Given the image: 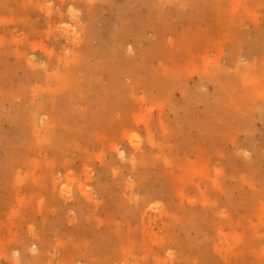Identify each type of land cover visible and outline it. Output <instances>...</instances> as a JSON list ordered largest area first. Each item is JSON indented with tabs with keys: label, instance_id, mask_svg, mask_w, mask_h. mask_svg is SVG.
<instances>
[{
	"label": "rangeland",
	"instance_id": "rangeland-1",
	"mask_svg": "<svg viewBox=\"0 0 264 264\" xmlns=\"http://www.w3.org/2000/svg\"><path fill=\"white\" fill-rule=\"evenodd\" d=\"M3 1H5V0H3ZM2 1V2H3ZM7 1V0H6ZM9 1V0H8ZM4 2V4H5V6H7V8L5 7H3V5L4 4H0L1 6L0 7H2V8H4L5 9V11H4V9H3V12L2 11H0V33H1V30H2V33L0 34V47H1V45H2V42H3V44L5 43V44H8V43H10L12 40H9V38H13V37H11V36H13V34H17V30H19L18 31V33H20V35L19 34H17V35H19V37L20 38H25L26 37V35L27 36H29V35H31V36H33V34L34 33H36V35H34L35 37H32V40H31V42L32 43H34V45H35V48H34V50L32 49L31 50V56H30V58H32V65H38V67H40V73H42V76H44V77H42V79H38L37 80V82L36 83H34L33 84V87L35 88L34 90H35V92H33L32 94H34L35 95V100L36 101H34V102H36V103H40V102H42L43 101V97H44V95L42 96L41 94H44V89L45 88H47V87H49V86H51L52 85V87H53V84L57 81V80H59V76L57 75V73H59V74H61L62 76L63 75H65L64 73H65V71L64 70H62V71H64V72H62L61 70H59L58 69V71H57V68H55V67H53L54 65H50V62H49V59H48V53H50V52H55V54H57V55H60V57H62V56H64V54L66 53V51H64V50H62V49H58V48H56V44L54 43V42H52L51 41V43H50V40L51 39H49V38H52V36L50 37V34H53L55 31H59V30H62V27L63 28H65V27H69L70 28V26H71V29L73 28V29H78L79 28V25H77V18H75L74 16H73V14L72 13H70V8H71V6H70V2L73 4V3H77L78 1H74V0H70V2H68V0H65V1H67V2H64L65 4L67 3L69 6H70V8L69 9H66L67 8V6H64V7H66L65 8V10H64V13H66V15H67V17L69 18H67V20H66V17H65V15H63V17H60V16H57L58 15V13L57 12H59V10H60V7L59 6H62L61 5V3L62 2H60L59 4L57 3V2H59L60 0H49V1H51V2H49L48 0L46 1V4H45V0H18V1H20V2H18L17 0H15V2H13L14 3V5L15 6H17V8L18 9H15V7H14V5H13V3H9V2H12V0H10L9 2ZM14 1V0H13ZM23 1H25V2H23ZM37 1V2H36ZM41 1V2H40ZM109 1V0H108ZM107 0H106V5L105 4H103L102 3V0H101V3L99 2V4H101V6L103 7V6H105V7H101L99 4L97 5V6H99V7H101V8H97L98 10H100V11H98L97 9V11H98V13H97V11H95V15H96V17H97V24L98 25H100L101 24V29H102V25H103V28L105 29V31L106 30H110L112 33H113V37H114V39L112 38V35L110 36V37H108L109 35H110V31H107V32H105L103 29H102V31L101 30H99L101 33L103 32H105L104 34L102 33V35H103V38L105 37L106 39H104V41L105 40H107L106 42L107 43H109L108 45H109V47H110V45L112 44L113 45V43L114 42H116V44H117V42H118V40H119V36H120V32H121V30L123 29V30H125V28L127 27L126 25H128L129 27H131V25H130V19H129V17H131L132 16V18H131V20L133 19V16L134 15H136V10L135 9H138L139 11L137 12L138 14V16H140V14H139V12L141 13V16L142 15H144V16H146L147 15V13H148V15L151 13L150 11L151 10H148V9H150L149 8V6L147 7V6H141V4L139 3V2H137V4L136 3H134L133 2V0H111L110 2H108ZM138 1H140V0H138ZM214 1L215 0H207V2L208 3H210V6L209 5H207V6H205V2H203V4H199L198 2H197V4H196V2H193V0L191 1L192 2V6H194L193 8H192V6L190 5L191 3L190 2H186V4L185 3H182V0H177L176 2L179 4V6H177L175 3H173L171 6H167V5H165L166 6V8L165 7H163L164 6V4H163V6L161 5L160 7H163V8H159V10L161 9V11L162 12H165V17H163L164 19L165 18H167V19H163L162 17H160V22L159 23H162L163 21L162 20H164L165 22H164V24H163V26H161L162 24H160L159 25V23H158V26L159 27H161L162 29H160V31H159V37H160V39L162 38V41L160 40L159 42L161 43V44H163V45H161V50H160V54L162 55L161 57H159V71H160V73H161V83H163V81H164V83L166 82V83H171L170 84V86H169V84L168 85H166V86H169V87H165V85L162 87V88H160V91L162 90V92H159L162 96H163V101L161 100V102L159 103V100L160 99H162V96H160V99H159V97L157 98V101H154V99L152 98V94L150 95V97H148L149 96V94L150 93H146V91H144V92H140V95H146V97H145V101H144V104H143V106H145L144 107V112L142 111L141 112V116L139 117V118H137V120H136V118H134V121L132 120V117H131V115L133 116V113H129V116L131 117V118H129V116H127L126 117V123H128V124H117V123H115V121H112V123H111V125L110 124H108V123H105L103 120H101V122L99 121V123L98 124H101V125H103V123H104V125L105 124H108L107 125V127H110L111 126V128H113L112 129V131H114L115 130V128H116V132H112L111 131V129L110 128H107L106 126H105V129H103V133H104V131H106L107 133H104V134H108L107 135V139H109L108 141H110V140H112L113 138H114V136L113 137H111L112 135H114V134H117L121 129H124L123 128V125H124V127L126 126L127 128H125L126 130H128V131H124V130H122V133L121 134H123V132H127L128 133V135L126 136V134L124 133L123 134V136H121L122 137V139H119L121 142L120 143H118V146H117V150H115V148H116V146L114 145V150L117 152V153H112V154H115V155H113L114 156V158H116V159H113V156H112V154H111V152H114V150L112 149L113 148V146H110V145H108V141L106 140V142H105V145L106 146H108V147H111V149L110 148H106V146L104 145V142L102 143V141H101V143H102V145H104V147L102 146V145H99L98 143L100 142V141H98L97 139H94L93 137H95V134H94V136L92 135V139H91V141L89 142L88 140L86 141V138H88L89 137V135H88V132L86 133V131L84 132V133H86V134H83V135H87V136H84V137H79L78 138V141H76V139L74 138V137H72L70 140L72 141H68L67 139H66V137H61L60 135V133H61V131H64V130H66V124H67V122L66 121H64L63 123H65L66 122V124H64V126H63V128H65V129H60V127L62 126L61 124H63L62 123V121H59V123L60 124H56V123H58V121L57 122H52V121H54V120H52V116H50L49 117V115H46V112H41V110H39V109H36V108H33V106L34 105H29L28 104V106H25L26 108H27V110L29 109V110H31L30 112H28L27 111V114H25L24 112H23V110L26 112V110L24 109V106H22V104L23 103H21V101H22V99H17V103L15 102V104L18 106V107H16V105L14 106L13 104V106L14 107H12V108H10L9 110H10V112H9V116L11 115V117H9L8 118V115H7V118L10 120L9 122H6V120L8 121V119L7 118H5L6 117V115H5V117L3 116L4 115V113L6 112H8V110L7 111H4V108L5 109H8L7 107H9V104H11V103H7V104H5V106H3V103L2 104H0V106L2 105L3 106V108H0V113H1V115H0V123H1V125H0V134H1V131H2V134L0 135V169H1V173L3 174V177H2V174L0 173V187H2L1 189H0V264H25V262H27V261H29V263H27V264H30L31 262V264H69V262L68 261H70L71 260V262H70V264L72 263V262H74V263H72V264H87V262H88V264H89V259L87 258V256H81V258H78V256L80 257V255L79 254H75V255H77V257L75 256V258H74V260L72 261V258L71 259H69L68 260V258H70L69 256H67L66 254L71 250V248H69L68 250H67V248L68 247H70L71 245H72V243H73V241L72 240H77V241H74V243H76V242H78L79 240L81 241L82 240V242H80L81 243V247L82 246H84L82 243L83 242H85L86 241V239L88 240L89 238V244H92V245H95V242L96 241H98V239L100 238V242H104V240L106 241V240H108L109 241V239H107L106 237V239H101V237L102 238H104L103 236H114V238L113 239H116V242L118 243V247H117V254L119 255V257H118V264H181V262H180V260H181V258L183 257V252H182V250L185 248L184 246H179V245H177V243H175V242H170L171 240H170V233H167L166 231H164V229H161V227H162V225H160V223H161V219L163 218L165 221H167V222H172V220H173V218H171L172 216V214L174 215V212H172V214H171V212H168V209H171L172 207H170L171 205H170V203H169V201H168V199H165L164 197H159V198H154V199H152V200H150V205H151V207L153 208V211L152 212H146V216H145V219H148V216H149V214H152V216L153 217H156L157 219H158V223H159V225L158 226H161V227H158V226H154V233H156V235L159 237L158 239L156 238V240H158V241H160L161 239H164V242H165V245L166 246H164L163 248L160 246V244L159 243H157L158 241H153V240H150V237L148 236V235H146V239H147V244H145V242H143V237L141 236V234L142 233H140V235L138 234L139 232H140V230L139 229H141L142 228V224H139L140 223V221H141V216H137L136 215V213H134V212H119V213H116L113 217H111L110 219H109V212H101V211H97L96 210V212H94L95 210L93 209H91V210H89L88 212H81L80 210H78L76 207H75V202H76V200L78 199V198H80V196H78V195H80V193H78V192H83V193H81V196L83 195V194H85V191L86 192H90L91 193V195H92V197H94V198H99L100 197V195H101V191L99 190L100 188L97 186V185H99L98 183H99V179H101V177H103V173H102V169L100 168L101 166H102V168H103V165L104 166H108V164L109 163H112L113 162V166H114V168H116V172H118L116 175H114V173L112 172V171H108V173H107V175L105 176V179L107 180L108 178V175H110L111 174V176L113 177L112 179L110 178L111 176H109V178H110V180H107L109 183H110V185H111V183H113V185H120L119 184V182L117 181V180H119L120 182H122V194L124 193V192H126L127 193V191H128V194H133L134 196H136V195H138L139 196V194H140V196L139 197H141V196H144L143 194H141V193H139L138 194V192H139V190H135V191H132V190H130V189H127V191H123V190H126V189H124L125 188V185H123L124 183V180H123V178H128L130 181H135L136 179V175L131 171V169L128 167V164H126L127 162H129V157H131L132 156V153H134L135 152V150L136 149H141V148H145V150L144 151H151V148H155L154 149V151H156V152H158V150L159 149H161V146L163 145H160L161 144V142L163 141V136H164V134H165V136L167 135V134H170V137H168L170 140H169V142L171 143L170 144V146H172V143L175 141L174 140V136L176 135V136H179L178 134H180V136H182V137H179V139H181V138H184V135L185 136H187L186 138H184L185 140H187V138H188V144L186 145V143H187V141L185 142V144L183 143V142H181V144L183 143V146H185V147H187L188 145H190V147L192 148V147H195V148H192V150H188L187 149V153H188V156H189V154H190V157L186 160V157H184L185 155H183L184 154V151L183 152H181L180 153V151L182 150V147H180L181 149H179L178 150V154H181V155H179L178 156V154L176 155V154H174V153H172L168 148H166V149H164V148H162V149H164L166 152L167 151H169V152H171V153H169V152H165V151H163L162 149V152L160 151L159 153H161V155H162V157H161V160H160V162H157L158 160H157V158L155 159L156 161V163H157V165L158 164H160V165H162V166H164V164L163 163H165V162H167L168 160H169V158L168 157H171V159L169 160L170 162H171V166H173L172 167V169L174 170V172L177 174V175H180L179 173H184L185 174V181H187L183 186H182V190H183V192H182V194H184V198H185V200L187 201V202H189V203H187L185 200H183L182 199V201L184 202L183 204H189L188 206H191V205H195L196 204V206L197 205H199V207L200 206H205V208L207 209V210H214V207L215 206H219V208L218 209H216V211L214 212V213H216L215 215H214V213L213 212H207V218L209 219V221L210 220H213V219H215V223H212L211 224V226L210 225H208L209 227H207L206 226V224L205 223H202L201 224V228H202V230L204 231V234H202V233H198V234H196L195 232H189L191 235H189V238L190 239H186V237H184L186 234H184V233H182V232H180V230L178 231V228H177V230H176V232L175 233H178V235H177V237L181 240L183 237H184V239H182V241H184L185 239H186V244H188V246H193V247H197L198 246V248H202V249H204V248H206V246H208L207 248H210L211 246H212V248H210L209 250H211V251H209V250H207L206 252L208 253V251H209V253H211L212 251H213V247L215 246V242H216V244L217 245H219L220 247H224L223 248V250H222V253H225L226 252V250L227 249H229V255L232 257V259H231V262H229L228 263V261H226L224 258H222V256H221V251L220 250H218L217 251V253L218 254H213V256L216 258V259H218L219 260V264H234V261H236V260H238V263H242L243 261V263L242 264H248V263H246L245 261H247V262H250V261H252V262H250L249 264H264V260L262 259V257L264 256H262V254L261 253H263L264 252V165H260V168H259V170H258V168H255V170L257 169L258 170V172H257V170L256 171H251L250 169V167L248 168V165L247 166H245V164H243V163H245L246 161H253V159L255 160V158L257 157V155H258V151H259V149H257V148H259V147H261L260 148V152L261 151H263L262 150V148L264 147V126H263V122H264V119H263V117L262 116H264V113H263V108H264V91H262V90H264V89H260V90H257L258 89V87L259 88H264V40L260 37V36H258L257 35V33H259V34H264V6L263 7H261L262 5H258L257 3H259L260 4V2L261 1H256V0H249L250 2H248V0H235V1H233V0H224V1H228V2H226V3H224V1H223V6H222V4L219 2V5L220 6H222V7H220V6H218V1H216V3H214ZM255 1H256V3H255ZM262 1H264V0H262ZM0 2H1V0H0ZM29 2V3H28ZM39 2H40V4H39ZM107 2H108V4H107ZM206 2V4H208ZM235 2H236V4H235ZM252 2V3H251ZM254 2V3H253ZM10 4V6H11V4L13 5V7L12 8H14L15 10H17V12H16V14H15V11H13L12 10V8H8L9 6V4ZM21 3V4H20ZM42 3V4H41ZM51 3V4H50ZM112 3V7H111V4ZM182 3V5H180ZM188 3V4H187ZM215 4V5H212V4ZM264 3V2H263ZM6 4H8V5H6ZM19 4V5H18ZM29 4V5H28ZM47 4H48V6L50 5L51 7H53V11L52 12H54V19H56V20H54V21H52V27H51V29L49 28V21H50V19L48 18V11H47V8H48V6H47ZM71 4V5H72ZM78 4V3H77ZM139 4H140V6H139ZM183 4H185V5H183ZM226 4V5H225ZM243 4V5H242ZM28 5V6H27ZM110 5V6H109ZM203 5V6H202ZM264 5V4H263ZM32 6V7H31ZM44 6H46V7H44ZM68 6V7H69ZM74 6V8H73V10L74 11H77L78 12V10L79 9H81V11L82 12H84V13H80V10H79V17H80V19L82 18V15L84 16V19H81V21H79L78 20V22H81V24H82V26H84V25H86V24H84L85 23V18H87L88 17V12H89V10L88 9H86L85 8V6L83 5V3L80 1L79 2V4L78 5H72V7ZM139 6V7H138ZM176 6H177V8H176ZM180 6H183V7H181V8H183V10H185L186 8H185V6H191V8L190 7H187L188 9H186L185 11H187V12H183L182 11V9L180 8ZM215 6H217V8L215 7ZM20 7V8H19ZM29 7L30 8H32L31 9V11L29 10ZM34 7V8H33ZM76 7H78L79 9L78 10H76L77 8ZM107 7H109V8H107ZM112 9H111V8ZM114 7V8H113ZM122 11L123 9H125L124 11H122V12H125V14H126V10H130L131 12H133L134 10H135V12H133V14L131 13V12H129V14H131V15H129L128 14V11H127V15H125L124 13H120V10H118V8ZM144 7L146 8V10H148V11H146V10H144ZM173 9H172V8ZM176 9H179V13H181L182 15H183V17H184V15L185 14H187L189 11V8L192 10V11H190L188 14L190 15H188V17H189V19L190 20H193L192 22L190 21V20H188L187 18V15H186V18L184 17V18H181L180 20L174 15V13H176V14H178L177 16H180L179 15V13H177L178 12V10H177V12H175L176 10H175V8ZM179 7V8H178ZM198 7H202V8H199V10H198ZM203 7L205 8L204 10H203ZM2 8L0 9V10H2ZM21 8H22V10H21ZM36 8H39V9H36ZM43 8V9H42ZM46 8V9H45ZM56 10H55V9ZM76 8V9H75ZM82 8H83V10H82ZM106 8V9H105ZM122 8V9H121ZM130 8V9H129ZM140 8H142V9H140ZM185 8V9H184ZM7 9H8V11H9V13H7L8 11H7ZM57 9H59V10H57ZM105 11H104V10ZM134 9V10H133ZM163 9V10H162ZM200 9H201V11H200ZM20 12H19V11ZM23 10H24V12H23ZM36 10V11H35ZM39 10V11H38ZM55 10V11H54ZM68 10V11H67ZM107 10L109 11V13L107 12ZM112 10V11H111ZM173 10H175V11H173ZM206 10H207V12H206ZM28 12V13H25V12ZM34 11L36 12L35 14H34ZM88 11V12H87ZM144 11H146L145 13H144ZM201 12V13H199V12ZM4 12L5 13H7V14H4ZM12 12H13V14H12ZM38 12V13H37ZM41 12H43V14H44V12H45V14H46V16H44L43 15V18H42V13ZM101 12V13H100ZM184 14H183V13ZM192 12V13H191ZM205 12V13H204ZM41 13V14H40ZM105 15H104V14ZM144 13V14H143ZM161 13V12H160ZM171 13H172V15H171ZM196 13V14H195ZM207 13V14H206ZM239 13V14H238ZM19 14L21 15V16H23V17H19V19H18V16H19ZM23 14V15H22ZM28 15V17H27V15ZM30 14H34V15H30ZM36 14H37V16H36ZM81 14V15H80ZM101 14H103V16L101 15ZM124 15V16H121L119 19L121 20L122 18V21L124 20V17L126 16V18H125V20H128L129 19V22L127 21V23L126 22H124V23H122V25H121V22L122 21H119L118 22V20L119 19H116V18H118V16H120V15ZM164 13H161V15H163ZM199 14H201L200 16H199ZM228 14V15H227ZM231 14L234 16V19L236 20L237 19V17L236 16H240V18H241V22H242V24H240L241 26L239 27L238 26V23H231L232 22V20H234V19H232L233 17L231 16ZM237 14V15H236ZM4 15V16H3ZM6 15V16H5ZM12 17H11V16ZM14 15V16H13ZM18 15V16H17ZM41 15V16H40ZM85 15H87V16H85ZM98 15H100L99 17L101 18V19H99V17H98ZM129 15V16H128ZM136 15V16H137ZM194 15H196V16H194ZM210 15V16H209ZM227 15V16H226ZM17 16V17H16ZM34 16V17H33ZM114 16V17H113ZM128 16V17H127ZM136 16H134L135 18H136ZM138 16H137V18H138ZM202 16V17H201ZM204 16H206L205 18H204ZM27 17V19L29 18L30 20H31V18H32V22L35 24V26H37L36 24H37V21H38V25L39 26H37V27H33L34 29H37L38 27V31H36L35 30V32H33L34 30H28L27 31V29H24L25 28V26H22L23 24L24 25H26L25 23H23V21H22V19H25ZM31 17V18H30ZM37 17V18H36ZM46 17V18H45ZM74 17V18H73ZM180 17H182V16H180ZM225 17H230V20L229 19H226ZM10 18V19H9ZM60 20H59V19ZM114 18H115V20H117V21H115L114 20ZM134 18V19H135ZM170 18V20L169 21H172V23H169V21H167L168 22V25H166V29H171V27H174V28H172L171 30H169V31H167V33H169V34H167L166 33V30H165V28H164V26H165V24H166V20H168ZM172 18V19H171ZM196 18H198L197 20H196ZM207 18V19H206ZM17 19V20H16ZM26 19V20H27ZM35 19V20H34ZM43 19V20H42ZM48 19V20H47ZM62 19H64L65 21H62ZM72 19V20H71ZM76 19V20H75ZM102 21V19L104 20V21H102L101 23H100V21ZM105 19H107V23L105 22ZM177 19H178V21H177ZM184 19V20H183ZM187 19V20H186ZM205 19V20H204ZM7 20V21H6ZM13 20V21H12ZM41 20H42V22L44 21L45 22V20H47L45 23L43 22H41ZM83 20H84V22H83ZM124 20V21H125ZM136 20H138V19H135V21H133V22H131V24H132V26L133 25H137V26H139L140 24H139V22L138 21H136ZM226 20L228 21V22H226ZM234 20V21H235ZM36 21V22H35ZM56 21H59V22H61V23H59V22H56ZM115 21V22H114ZM139 21H140V17H139ZM182 21V22H181ZM183 21H185V23H186V21H188V23H184L183 24ZM196 21H198V22H196ZM8 22V23H7ZM54 22H55V24H54ZM68 22V23H67ZM104 22V23H103ZM118 22V23H117ZM140 22H142V21H140ZM7 23V24H6ZM18 23V24H17ZM23 23V24H22ZM47 23V24H46ZM65 23H67V24H65ZM106 23V24H105ZM109 23V24H108ZM117 23V24H116ZM120 23V24H119ZM136 23H138V24H136ZM143 24L145 23V22H142ZM191 23V24H190ZM197 23H199V25L197 26ZM9 24V25H8ZM20 24V25H19ZM64 24V25H63ZM111 24V25H110ZM119 24V25H118ZM142 24V28H143V33H148V35H150V36H152V32H153V30L152 29H148V26L147 25H143ZM237 24V25H236ZM2 25H4L3 27H1ZM11 28V25H12V28L10 29L8 26ZM14 25H15V27H14ZM22 26L21 27V29H20V27H18V26ZM40 25H41V29H40ZM46 27V29L43 27ZM46 25V26H45ZM55 25H57L58 26V28H56L57 26H55ZM105 25V26H104ZM108 25V26H107ZM121 25V26H120ZM125 25V26H124ZM169 25H171V26H169ZM232 25V26H231ZM235 25L237 26V27H235ZM17 26V27H16ZM137 26H135V28H134V32H135V30H136V32H139V33H141V31H142V28H141V25L138 27V28H136ZM147 28H146V27ZM6 29H5V28ZM8 27V28H7ZM27 27V26H26ZM77 27V28H76ZM106 27H109L108 29H106ZM112 28V30L113 29H115L116 30V28H118V29H120V30H118V31H120V32H118V34H117V30L115 31V30H113V31H115V32H113L112 30H111V28ZM114 27V28H113ZM134 27V26H133ZM133 27H131V28H133ZM147 29V31L148 32H144V29L145 28ZM168 27V28H167ZM199 27V28H198ZM2 28V29H1ZM14 28H16V29H14ZM100 28V26L98 27V29ZM42 30L43 31V33H44V36H43V33L42 34H40L41 32H39L40 30ZM54 29V30H53ZM129 29V28H128ZM140 29V30H139ZM258 29V30H257ZM6 30V31H5ZM23 30H25V31H23ZM48 30H50V32H48ZM139 30V31H138ZM162 30V31H161ZM259 30H261L260 32H259ZM14 31V32H13ZM16 31V32H15ZM24 33H23V32ZM30 31H31V33L32 34H30ZM77 31V30H76ZM149 31L151 32V33H149ZM198 31H200V32H198ZM256 31H257V33H256ZM28 32H29V34H28ZM163 34V36L161 35V33ZM10 33V34H9ZM47 33V34H46ZM101 33H99L98 32V36H99V38H100V40L101 39H103L102 38V36L101 35H99V34H101ZM116 35H115V34ZM164 33H165V35H164ZM199 33H201V35H199ZM6 35V38H5V35ZM8 34H9V38H8ZM24 34V35H23ZM26 34V35H25ZM107 34V35H106ZM257 36V37H255V35ZM261 34V35H262ZM23 35V36H22ZM107 37H106V36ZM115 35V36H114ZM148 35H146L147 36V38H145V37H143V39H142V44L143 43H145V44H143L145 47H146V45H147V47H146V50L147 49H149L150 47H151V44H150V36H148ZM31 36H29L30 38H31ZM46 36V37H45ZM118 37V40H117V37ZM240 36H242V37H240ZM244 36H246L245 38H249L247 41L248 42H251V43H248V42H243V41H246L245 40V38H244ZM263 36V35H262ZM37 37H38V39H37ZM39 37H41L40 39H39ZM259 37V38H258ZM5 40H4V39ZM42 38H43V40H42ZM57 39H60L59 37H56ZM107 38H109V41H108V39ZM116 38V39H115ZM134 38V39H133ZM136 37H134V36H132V38L130 39V38H128V41L130 42H128L127 43V46L129 45V44H131V43H135L134 41L136 40L135 39ZM149 38V39H148ZM237 38V39H236ZM240 38H242V39H244L243 41L241 40V41H239L240 40ZM257 38H258V42H260L259 44H260V46L258 45V48H256L255 47V45L258 43L257 41H255L254 39H256L257 40ZM34 39V40H33ZM37 39V40H36ZM48 39H49V41H48ZM110 39H113V40H111L112 42H110ZM146 39H148V40H146ZM239 39V40H238ZM3 40V41H2ZM117 40V41H116ZM232 40H234L233 41V43H232ZM235 40H238V41H235ZM5 41V42H4ZM41 41V42H40ZM103 41V40H102ZM133 41V42H132ZM145 41V42H144ZM36 42V43H35ZM40 42V43H39ZM101 42V41H100ZM237 42H239L238 44L240 45L239 47H235L236 48V50H235V48H234V46H238V44H237ZM252 42H255L253 45H254V47H253V45H252ZM106 43V44H107ZM235 43V44H234ZM243 43V44H242ZM137 43H135L133 46L134 47H136L135 45H136ZM38 45V46H37ZM111 45V48H109L108 50L110 51V52H113V49H112V47L114 46H116V45H113L112 46ZM142 45V48H144V46ZM7 45H5L4 47H6ZM40 46V47H39ZM126 46V47H127ZM140 46H141V44H140ZM164 46V47H163ZM251 46H252V48H251ZM257 46V45H256ZM113 47V48H114ZM117 47L118 46H116V49H117ZM44 48H45V51H44ZM107 48V47H106ZM254 48H256V49H254ZM110 49H112V50H110ZM136 49V48H135ZM145 49V48H144ZM41 50V51H40ZM163 50H164V52H163ZM35 51V52H34ZM34 52V53H33ZM162 52V53H161ZM46 53V54H45ZM236 54V55H235ZM233 55H235L236 57H232ZM161 58V59H160ZM254 63V64H253ZM53 70V71H52ZM241 70H243V71H245V72H247L248 73V75H247V81H244L243 79H241L242 80V83H244V84H246V86L249 88L250 87V90H255V92H256V94H258V96L257 97H259V98H257V100H256V98H255V100L254 101H256L255 103H257V105H255V106H263V108H262V111L261 110H259V109H261V107L259 108V109H257V108H255V106H251V105H247V107L249 108L248 109V112H250L251 111V108H254L252 111V114L254 115V117L256 116L258 119H253L254 117H253V115L251 114V112L249 113V114H247L248 112L245 110V112H243L242 114H244V115H239V114H236L237 112H238V109L236 110L237 112L235 113V109L236 108H233L232 109V111L230 110V108H231V103L229 102V101H231L232 99H229L228 97H229V93L231 92V91H229V93L228 94H226L227 93V91H225V89H223V88H221V86H223V84L226 86V76H229L230 78H234L235 77V75H237L238 76V72H240ZM55 71H56V73H55ZM60 71V72H59ZM46 72H48V81L47 80H45L46 79V76H45V74L44 73H46ZM52 72V73H51ZM19 75H21V74H19ZM19 75H16V79L17 78H21ZM17 76H19V77H17ZM58 76V77H57ZM54 77V78H53ZM51 80H50V79ZM56 79V81L54 82V80ZM165 79H166V81H165ZM18 80V79H17ZM19 81V80H18ZM42 81H44V82H42ZM169 81V82H168ZM225 81V82H224ZM53 83V84H52ZM163 83V84H164ZM222 84V85H221ZM255 84H257L256 86H258L257 87V89H254L253 87L255 86ZM161 85V84H160ZM174 87V88H172V86ZM178 85V86H177ZM221 85V86H220ZM36 86V87H35ZM56 86V83H55V85H54V87ZM93 86V85H92ZM215 86V87H214ZM252 86V87H251ZM255 86V87H256ZM44 87V88H43ZM51 87V88H52ZM161 87V86H160ZM176 87V88H175ZM219 87V88H218ZM43 88V89H42ZM178 88V89H177ZM180 88L181 89H184V91H183V93H182V91H180ZM187 88L188 89H190L191 91H192V93L190 94L191 96H189V94H186L187 92H186V90H187ZM198 88H200V89H198ZM220 88H221V90H224V92H222L221 90H220ZM48 89V88H47ZM165 89V90H164ZM170 89H177V90H179V91H173L172 90V93H174L172 96L173 97H171V91H169ZM166 90H168V92H170L169 93V95H167L168 94V92L166 91ZM197 90H198V92H200V93H198L197 92ZM199 90H201V91H199ZM232 90V89H231ZM242 90V89H241ZM193 91H196V92H193ZM203 91V92H202ZM206 91V92H205ZM218 93H217V92ZM259 91H261V93L263 94H261L260 96H259V93H257V92H259ZM42 92V93H41ZM190 92V91H189ZM188 92V93H189ZM201 92H202V94H203V96H202V98H203V100L201 99ZM221 92V93H220ZM226 92V93H225ZM45 93H47L46 91H45ZM183 95H182V94ZM184 93L186 94V95H188V96H185L184 95ZM195 93V94H194ZM204 93L206 94L205 96H204ZM226 95H225V94ZM234 93V92H233ZM232 93V94H233ZM166 94V95H165ZM197 94H200L199 96H197ZM207 94L209 95V97H208V99H210V101L209 100H204V97H206L207 98ZM216 94V95H215ZM217 94H220V95H217ZM192 95H196V96H194L195 98H190V97H192ZM214 95V96H213ZM221 95L223 96V97H221ZM228 95V96H227ZM158 96H159V94H158ZM166 96V97H165ZM170 96V99L168 98ZM217 96H218V99H219V96H220V98L222 99L221 101H222V105L225 103V102H227V99L226 98H224V97H226L227 96V98H228V104L227 103H225L226 104V106L225 105H223V107H224V109H223V111L225 110V111H229L230 110V113H232L233 114V112L235 113V115L237 116V118L238 119H236V117L235 116H230L229 118H231L230 120H228L227 122H229V124H231V126L232 125H234V123L233 122H235V129H237V131H235L233 128H234V126H232V130L230 129L231 127H229V124L227 123V128H229V132H232V133H228V132H226L227 131V129L225 128V133L226 134H224V133H222V138H224V140L222 139V141H221V139L219 140V138L216 140V141H207L206 139H204L203 138V136H205V135H208V134H210V132L212 131V133H215L214 134V136L215 135H217L218 137H219V135L221 134V130L219 129L220 127L218 126V124H215V126L214 127H209L210 125H207L208 123H209V121L211 120V121H215V119L218 121V119H224L226 116L225 115H227L226 113L224 114V113H220L219 112V110L222 108H219L220 107V105L218 106V101L220 102V100H218L217 99ZM32 97V96H31ZM180 97V98H179ZM184 97H189L187 100H186V98H184ZM197 97H200V98H198L197 99ZM213 97H215V99L213 98ZM147 98H149V99H147ZM169 100H168V99ZM233 99H236V98H234V97H232ZM202 101H201V100ZM215 101H214V100ZM175 100H179L178 102L177 101H175ZM184 103H188L187 105H188V109H190L191 111H193L194 112V110H195V113L192 115V120H191V115L190 114H192V112L190 111V110H187V106H185V104H183V102ZM189 100H193L192 102H190V104H193L194 105V103L198 106V105H200L199 107H197V106H195L194 105V107H192L193 105H191V108H189L190 106V104H189ZM197 100V101H196ZM147 101V102H146ZM149 101V102H148ZM173 101V103H174V101H175V106H173L172 108H171V112L169 113V111H170V108H169V106L171 107L172 105H174L173 103L172 104H170L171 102ZM181 101V102H180ZM198 101H201L200 102V104H199V102ZM203 101H207V102H203ZM258 101V102H257ZM2 101H1V99H0V103H1ZM23 102V101H22ZM150 102H155L154 104L153 103H150ZM169 102V106H167L166 104ZM210 102V103H209ZM214 102V103H213ZM29 103V102H28ZM145 103H146V105H145ZM156 103H159V105L158 104H156ZM179 103V104H178ZM181 103H182V105H181ZM259 103V104H258ZM202 104H204V105H202ZM206 104V105H205ZM11 105V106H12ZM24 105V104H23ZM27 105V104H26ZM152 105V106H151ZM158 106V108H156L157 106ZM178 105V106H177ZM221 105V106H222ZM253 105V104H252ZM155 106V107H154ZM178 108H177V107ZM182 106V107H181ZM183 106H185V107H183ZM216 107V109L217 108H219V110H218V112H217V110H215L214 108ZM242 106V105H241ZM246 106V105H245ZM16 107V108H15ZM20 107V108H19ZM21 107H23V109L21 108ZM33 108V109H31V108ZM153 107V108H152ZM161 107V108H160ZM205 107V108H204ZM206 107H208V108H206ZM213 107V108H212ZM227 107H229V109L227 108ZM242 107H244V106H242ZM17 108H19V110H22V112L21 111H19V110H17ZM151 108H152V111H151ZM155 108V109H154ZM197 108V109H196ZM201 110H200V109ZM203 108L205 109V110H203ZM227 108V109H226ZM13 109V110H12ZM17 110L16 111V113L15 112H13V111H15V110ZM160 109V110H159ZM173 109V110H172ZM175 109H177V111L175 110ZM182 109H186V111L185 112H187L188 113V111H189V115H187L186 113H184V111H182ZM206 109H208V110H206ZM214 109V110H213ZM34 110L36 111L35 113H36V115H34V114H32V115H30V113H32V112H34ZM205 111L204 113H202L203 111ZM212 110V111H211ZM243 110V109H242ZM159 111V112H158ZM197 111V112H196ZM202 111V112H201ZM214 111V112H213ZM215 111H216V113H215ZM255 111V112H254ZM261 111V112H260ZM20 112V113H19ZM130 112H133V111H130ZM163 112V113H162ZM175 112H179L178 114H180L179 116H178V119H177V117H175ZM199 112H200V114H199ZM211 112V113H210ZM247 112V113H246ZM256 112H258L257 114H256ZM262 114V116H261V118H260V116L259 115H261L260 113ZM21 113H23V114H21ZM29 113V114H28ZM139 114V111L138 112H135V114ZM158 113H160V117H159V115H158ZM169 113V114H168ZM177 113H176V116H177ZM184 113V114H183ZM208 113V114H207ZM3 114V115H2ZM19 114V115H18ZM162 114V115H161ZM187 115V116H184V115ZM197 114H199V116L200 115H202L203 117H205V122L203 121V117L202 116H200V117H202V118H200L199 116H197ZM205 116H204V115ZM214 114V115H213ZM218 114L221 116H218ZM223 116H222V115ZM247 116H249V115H251V116H249L248 117V119L247 118H245V116L246 115ZM17 117H16V116ZM30 115V116H29ZM34 115V116H33ZM140 115V114H139ZM182 115V116H181ZM212 115V116H211ZM234 115V114H233ZM32 116V117H31ZM163 118H162V117ZM170 116V117H169ZM189 116V117H188ZM198 117V119H196L197 117ZM210 116V117H209ZM214 116H218L217 118H215ZM240 116V117H239ZM244 116V117H243ZM246 116V117H247ZM52 117V118H51ZM159 117V119H157ZM174 117H175V121H176V124L177 125H175V121H174ZM179 117H180V119H179ZM184 117H186V118H184ZM196 117V118H195ZM212 117H214V119L212 120ZM243 117V118H242ZM252 117V118H251ZM51 118V119H50ZM128 118H129V122H128ZM143 118V119H142ZM181 118H184V119H187V120H184L183 121V119H181ZM189 118V119H188ZM196 120H195V119ZM207 118H209V119H207ZM233 118H234V120H233ZM241 118H242V120H241ZM51 120V121H49V120ZM170 119V120H169ZM179 120V121H177V120ZM195 120V122H194V120ZM223 119H222V121H223ZM243 119H245L244 121H243ZM15 120V121H14ZM105 120V119H104ZM109 120V119H108ZM113 120V119H112ZM132 120V121H131ZM142 120V121H141ZM145 122H144V121ZM149 120V121H148ZM204 122L203 124L201 123L202 121ZM209 120V121H208ZM237 120H239V121H237ZM240 120L241 121H243L244 123H246L247 121H249L250 120V122L248 123V124H250V125H248L247 123V125L248 126H251V128L253 127H255V132H253L252 133V131L250 130L251 128L249 127V129L248 128H246V127H248L246 124H244V125H241L243 122H241L240 123ZM251 120H257V122L256 121H254L255 122V124H252L253 123V121H252V123H251ZM259 120V121H258ZM261 120H263V121H261ZM3 121V122H2ZM4 121L6 122V123H4ZM47 121H49V125L50 124H52V126L50 125L49 126V128L51 127L52 128V133L50 134L49 132V136H47L46 135V130H44V129H46V122ZM103 121V122H102ZM106 121V120H105ZM139 122V123H137V122ZM148 121V122H147ZM160 121V122H159ZM168 121H170L171 122V124H170V126H169V123H168ZM191 121H193L194 123H191ZM197 121V122H196ZM199 121V122H198ZM208 123H207V122ZM221 121V120H220ZM231 121H233V122H231ZM69 122L72 124V120H70L69 119ZM83 121H81L80 123H82ZM132 122H135V125L132 123ZM143 122V123H142ZM149 122H151L150 123V125H148L149 124ZM162 122V123H161ZM165 122L166 123H168V125L167 124H165ZM174 122V123H173ZM178 122V123H177ZM183 122V123H182ZM190 122V124H188ZM216 122V121H215ZM236 122H239V124L241 125V127H239L238 126V124L236 123ZM9 123V124H8ZM15 123V124H14ZM55 123V124H54ZM161 125H160V124ZM181 123V124H180ZM184 123H185V125H184ZM196 123H198V124H196ZM207 123V124H206ZM217 123V122H216ZM263 123V124H262ZM130 124V125H129ZM133 124V125H132ZM138 124V125H137ZM156 124V125H155ZM173 124V125H172ZM187 124H188V126L191 128H189L188 126H187ZM11 125H12V127H11ZM14 125V126H13ZM103 125V126H104ZM110 125V126H109ZM121 127H120V126ZM145 125V126H144ZM155 126V128L157 127V125H158V127H159V129H160V127L162 126V130H163V128H164V130L166 131V132H161V131H159L157 128H156V130L153 128V126ZM165 127H164V126ZM182 125V126H181ZM192 125H194V126H192ZM200 125V126H199ZM206 125V126H205ZM238 127H237V126ZM246 125V126H245ZM54 126V127H53ZM56 126H59V127H57V128H55ZM68 126V125H67ZM90 126H91V124H90ZM88 127L89 129V134L91 133V130H93V128H91V127ZM119 126V127H118ZM129 126V127H128ZM131 126V127H130ZM134 126H135V128H134ZM147 126H151V132H152V135H150L149 137H148V135H149V133H148V130H147ZM175 126H177V128L175 127ZM185 126H187V127H185ZM202 126V127H201ZM218 126V127H217ZM15 127V128H14ZM69 127H70V125H69ZM93 127V126H92ZM101 127V126H100ZM117 127L118 128H121L120 130L119 129H117ZM146 127V128H145ZM170 127V129H168ZM180 127H182V128H185V129H183V131L185 130L186 132H184V135H181V134H183V132L181 131L180 132ZM56 130H55V129ZM58 128H59V130H58ZM131 128H134V129H131ZM176 129V130H174V129ZM180 128V129H179ZM193 128H195V129H193ZM201 128V130H202V132H203V134H202V132H200V133H194V132H196V129H197V131L199 130ZM238 128H240V130L238 129ZM241 128L242 129H248V131H249V133H250V131H251V133L250 134H253V136H251L250 134H249V136H251L250 137V139L251 138H253L252 140H251V143L253 144H248L247 142H250L249 140H247L249 137L247 136V139H246V135H248V133L247 132H245V130H243L245 133H243V134H239V133H241ZM252 128V129H253ZM2 129V130H1ZM54 129V130H53ZM91 129V130H90ZM95 129V128H94ZM109 129H110V131H109ZM147 130V133H146V130ZM167 129H168V132H167ZM178 129H179V131H178ZM211 129V130H210ZM61 130V131H60ZM161 130V129H160ZM182 130V129H181ZM200 130V131H201ZM206 130H208V132L209 133H207L206 132ZM223 131H224V129H222ZM239 130V131H238ZM56 131H57V133H58V131H60V135H58L57 136V133H56ZM98 131V132H97ZM118 131V132H117ZM158 131H159V133H160V135H158L159 133H158ZM169 131H170V133H169ZM174 131V132H173ZM216 131V132H215ZM233 131H235L234 133H233ZM242 131V132H243ZM93 132L94 133H98L99 135H100V132H101V130L100 129H98L97 130V128H96V130H93ZM92 132V133H93ZM109 132H110V138H108V136H109ZM155 132H157L156 133V135H155ZM171 132H172V134H171ZM175 132H177V133H175ZM239 132V133H238ZM14 133H16L15 134V136H14ZM53 133H55V134H53ZM66 131L63 133L62 132V134L63 135H65L66 136ZM91 133V134H92ZM102 133V134H103ZM120 133L119 134H117V135H120ZM162 133H164L163 134V136H162V138L160 137L161 136V134ZM197 136H195L194 134ZM206 133V134H205ZM216 133H218V134H216ZM220 133V134H219ZM238 133V135H236L235 136V134H237ZM11 134V135H10ZM90 134V135H91ZM102 134H101V137H102ZM112 134V135H111ZM201 134V135H200ZM224 134V135H223ZM246 134V135H245ZM3 135V136H2ZM52 135H54V136H52ZM116 135V136H117ZM199 135V136H198ZM231 135V136H230ZM232 135H234L233 137H232ZM50 136H52V137H50ZM105 137H106V135H104ZM116 136H115V139H114V141H116V142H119V140H117L118 138H116ZM157 138H159V139H157ZM168 136V135H167ZM166 136V137H167ZM201 136H202V138H201ZM223 136H225V137H223ZM14 137V138H13ZM15 137H16V139H17V142H16V139H15ZM47 137H48V141H45V140H47ZM54 137V138H53ZM59 137V138H58ZM60 137L62 138V139H60ZM100 137V136H99ZM118 137V136H117ZM151 137V138H150ZM190 137H191V140H190ZM195 137V138H194ZM52 138H53V140H52ZM64 138L66 139V140H64ZM120 138V137H119ZM155 138H156V140H155ZM193 138V139H192ZM14 140V142H13V140ZM60 139V140H59ZM75 139V140H74ZM82 141H81V140ZM83 139H85V141H86V143H85V141L83 140ZM152 139H154L153 141H152ZM160 139H162L161 141H160ZM200 140V144H201V142H202V144H201V146H205L206 144V146L208 147V149H207V147L205 146V147H203V148H205L204 150H206V151H204V152H206L205 154L201 151V153H202V156H204V155H208V157L207 156H205V160L207 159L208 161L210 160V162H206L205 161V164L203 165V163L204 162H202L203 160H204V157H202V158H200L199 156L201 155V153L200 154H198L197 155V153L198 152H200V151H198L199 150V140ZM7 140H10V141H12V143L9 145V141H7ZM57 140V141H56ZM97 140V141H96ZM157 140H159V141H157ZM171 140H173V141H171ZM195 141V143L193 142V144H192V146H191V141ZM197 140H198V143H197ZM204 140H205V142H204ZM247 140V141H246ZM45 141V142H44ZM59 141H65V142H63V144H61L62 142H60L59 143ZM73 141L74 142H77V144L78 143H80L79 145H81V147H82V145H83V147H82V149H84L85 151H86V153L87 152H90V150H91V152L90 153H87V154H89L91 157L89 158L88 156L89 155H87V154H85V152L84 151H80L77 147H76V144L75 143H73ZM83 143H85L86 145L88 144L87 142H89V147H88V145L86 146L85 145V147H86V149H85V147H84V143L82 144L81 142ZM150 141V143H148ZM152 141V142H151ZM50 142V143H49ZM55 142H56V144H55ZM57 142H58V144H57ZM68 142V143H67ZM70 142V143H69ZM98 142V143H97ZM112 142H113V140H112ZM116 142H113L112 143V145L114 144V143H116ZM153 142H154V144H153ZM159 142V143H158ZM208 142H209V144H208ZM221 142H224V143H221ZM7 143H8V145H7ZM14 143V144H13ZM44 143V147H49L47 150H48V152L49 153H46L47 152V150L45 149V148H43V145H41V144H43ZM45 143H47L48 145L46 146V144ZM51 143H54V144H51ZM66 143V144H65ZM73 145H75V146H73ZM92 143H94V144H96V148H97V150L96 149H92V146H94V144L91 146V144ZM100 143V144H101ZM111 143V142H110ZM196 143H197V145H196ZM203 143H204V145H203ZM206 143V144H205ZM217 143V144H216ZM59 144H61L62 146H63V148L65 147L66 148V145H67V151L65 150V152L62 150V149H60L61 150V153L62 152H64V153H62L63 155V157H65V159L61 156V154L60 155H58L59 153H60V151H58V147H61V145H59ZM120 144V145H119ZM123 144V145H122ZM158 144V145H157ZM214 144V147H215V145H219V146H216L215 148L214 147H212V145ZM14 145H17V146H15V147H13ZM21 145V149H19L18 147ZM53 145H55V147H53ZM57 145V146H56ZM72 145V146H71ZM116 145H117V143H116ZM148 145V146H147ZM153 145H155L154 147H152ZM160 145V146H159ZM195 145V146H194ZM222 145V146H221ZM9 146H10V148H9ZM12 146V147H11ZM24 146H27V148H23ZM50 146H52V147H50ZM69 146V147H68ZM98 146H100L99 148H98ZM120 146H121V148H120ZM137 146V147H136ZM147 148H146V147ZM169 146V147H170ZM253 146H256V148L254 149L253 148ZM258 146V147H257ZM71 147V151L69 152V150H68V148H70ZM72 147H73V149H72ZM76 148V151H73L72 152V150H74L75 148ZM88 147V148H87ZM102 147V148H101ZM150 147V148H149ZM157 147V148H156ZM184 147V148H185ZM190 147H189V149H190ZM218 147H219V149H221L222 148V152H221V154L223 153V156L225 155L226 156V158H223V156L221 157V155L219 156V154H220V150H219V152H217L218 150ZM12 148V149H11ZM14 148H17V149H15L14 150ZM55 148V149H54ZM57 148V149H56ZM62 148V147H61ZM94 148H95V146H94ZM105 150H104V149ZM118 148H120L119 149V151H118ZM149 148V149H148ZM183 148V149H184ZM202 147H200V149H201ZM29 149H31L30 151H32V153L31 152H29ZM54 149V150H53ZM78 149V150H77ZM87 149H88V151H87ZM104 150V151H101V150ZM133 149V150H132ZM156 149H158V150H156ZM18 150V151H17ZM55 150H57V151H55ZM93 150H95V151H93ZM107 150H109V152L107 151ZM207 150H208V152H207ZM212 150H215V151H212ZM255 150H257V151H255ZM50 151H52L51 153H50ZM55 151V152H54ZM141 151H143V149L142 150H139V152H141ZM212 151V152H211ZM15 152H19L20 153V155L18 156L19 158H22V154L21 153H23V155L25 154H27L28 153V155L29 156H27V157H30V158H28V160H27V157L26 156H24L23 158L25 159V160H20V161H18V162H16V169H15V165H14V167H13V165L11 166L12 168H14L15 169V171L17 172V173H13V171H14V169H13V171H12V169L9 167V163H12V162H10L11 161V159H10V157L12 158V156L14 155V153ZM54 152V153H53ZM58 153V154H55V153ZM76 152V153H75ZM95 152V153H94ZM120 152L122 153V152H125V154H120ZM131 152V153H130ZM155 152V153H156ZM192 152H194V153H192ZM197 152V153H196ZM209 152H211V153H213V154H216V156L214 155V157L212 156V154L211 153H209ZM233 152V153H232ZM257 152V153H256ZM264 152V151H263ZM68 153H69V155L71 154V156L73 157V158H75L74 160H73V158L72 157H70V156H68ZM80 153V154H79ZM92 153H93V155H92ZM104 153V154H103ZM163 153V154H162ZM31 154V155H30ZM49 154H51V156L49 155ZM84 154H85V157L84 158H82L83 156H84ZM95 154V155H94ZM98 154H99V156H98ZM110 154H111V157L112 158H110ZM156 154H158V153H156ZM167 154H169V155H171V156H169L168 155V157H167ZM173 154H174V156H173ZM257 154V155H256ZM47 155H49V157L50 158H48V156ZM52 155H55V156H53L52 157ZM58 155V156H57ZM67 155V156H66ZM74 155H78V156H76V157H74ZM79 155H81V158H82V160L79 158ZM103 155H104V157H103ZM192 155L194 156V157H192ZM92 156H94L93 158V161H95V162H93V161H91L92 159ZM96 156V157H95ZM164 156H166V157H164ZM180 156H181V158H180ZM210 156H212L211 158H210ZM47 157V158H46ZM52 157V158H51ZM57 157V158H56ZM67 157V158H66ZM100 158L99 160L97 159V158ZM174 157V158H173ZM196 157V158H195ZM218 157V160H216V158ZM227 157H229V160L231 161L230 163H232V168H234V166H236V169L238 170V168H239V170H238V172H237V170L235 169V171L234 172H236V174L237 173H239L238 175H236L234 172H233V169H231L230 167V163H229V166H228V162H229V160L227 159ZM55 158V159H54ZM58 158H60V160L58 159ZM64 159V162H62L61 160L62 159ZM73 160V161H71V159ZM87 158V160H85ZM89 158V159H88ZM102 158V159H101ZM163 158L165 159V160H163ZM167 158V159H166ZM176 158H177V162H175V160H176ZM182 158H183V160H182ZM185 158V159H184ZM191 158V159H190ZM192 158L194 159L195 158V160H192ZM198 158H200V159H198ZM220 158V159H219ZM222 158V159H221ZM49 159V160H48ZM58 159V160H57ZM103 159H105V160H103ZM109 159L111 160V162H109L108 163V161H109ZM113 159V160H112ZM180 159V160H179ZM189 159L191 160V162H192V168H193V171H192V169H191V165H190V168H189V164H188V162H190L189 161ZM197 159L198 160H200L199 162L200 163H202V164H199V163H197ZM232 159V160H231ZM51 160H53L54 161V164H50V162L51 163H53V161H51ZM55 160H57L58 161V163L60 162V164H56V162L57 161H55ZM83 160H85V162H83ZM90 160V161H89ZM101 160H102V162H101ZM106 160H108L107 162H106V164H104V162L106 161ZM118 160V161H117ZM123 161V162H121V161ZM172 160H174V161H172ZM216 162H215V161ZM221 160V161H220ZM3 161H5V162H3ZM46 161H47V163L49 164V166H50V169H52V171H51V173H50V169L49 168H47V166H48V164L46 163ZM48 161H50V162H48ZM68 161V162H67ZM70 161V162H69ZM82 161V162H81ZM104 161V162H103ZM120 161V162H119ZM181 162V163H179V162ZM185 161V163H183V162ZM194 161V162H193ZM213 161L216 163V168H215V166L214 165H212V164H215V163H213ZM226 161H228V162H226ZM233 161V162H232ZM73 162V163H72ZM88 162H90V163H88ZM116 164H115V163ZM126 162V163H125ZM163 162V163H162ZM3 163V164H2ZM63 163V164H62ZM66 163H68L67 165H66ZM88 164V165H86V164ZM93 165H92V164ZM94 163H95V166H94ZM120 165H119V164ZM121 163H122V166H123V170H122V166H121ZM125 163V164H124ZM175 163V164H174ZM177 163H179V164H177ZM193 163H195L194 165H193ZM198 165H200V166H198ZM208 163H210V164H208ZM46 164H47V166H46ZM65 164V165H64ZM73 166H72V165ZM81 166H86L85 168L84 167H82L83 169H81L80 167V165ZM83 164V165H82ZM91 164V165H90ZM103 164V165H102ZM184 165V167L182 166V165ZM58 165V166H57ZM60 165H61V167H60ZM79 165V166H78ZM176 165H180V166H176ZM195 165H197V166H195ZM53 166V167H52ZM57 166V167H56ZM67 167V174H65L66 173V170H64V169H66L65 167ZM71 166H72V168H71ZM74 166L76 167V168H74ZM79 167V169H78V167ZM90 166V167H89ZM140 166V165H139ZM176 166V167H175ZM182 166V167H181ZM193 166H195V167H193ZM202 166H203V168H202ZM205 166V167H204ZM6 167L8 168V171L6 170ZM52 167V168H51ZM94 167V169H92V171H91V174H90V170H91V168H93ZM128 167V168H127ZM186 167H187V169H186ZM199 167H201V169H199ZM209 167V168H208ZM218 167V168H217ZM56 170H54V169ZM57 168H59V169H57ZM71 168V169H70ZM75 169V170H82V172L85 174V180H84V175H83V173L82 172H79V171H72V169ZM89 168V169H88ZM121 168V169H120ZM127 168V169H126ZM158 168V169H157ZM162 168V167H161ZM185 168V169H184ZM49 169V170H48ZM86 169H88V170H86ZM101 170V173H100V175H98V173H99V171ZM177 169V170H176ZM184 171H182V170ZM194 169H196L195 171H194ZM198 169L200 170V171H198ZM204 169H206L205 170V172H204ZM241 169H242V171H241ZM57 170H59L58 171V174H56L57 173ZM84 170V171H83ZM87 172H86V171ZM128 170V171H127ZM156 170H159V167H156ZM208 170V171H207ZM232 170V171H231ZM247 170V171H246ZM252 170H254V169H252ZM11 171H12V173H11ZM62 171H63V173L66 175V178L64 177L63 178V176H60L59 174H61L62 173ZM75 172L76 174V176H78L80 173H82L81 175H79L78 177H76L72 172ZM127 171V172H126ZM189 171H190V173H189ZM204 173H203V172ZM248 171H249V173H248ZM20 172V173H19ZM46 172H49V175H51V176H49L48 174H46ZM68 172H69V174H73L74 176H75V181H71V180H68L67 179V175H68ZM71 172V173H70ZM88 172H89V174H88ZM98 172V173H97ZM122 172V173H121ZM132 172V175L130 174ZM178 172V173H177ZM198 172L200 173V174H198ZM256 172V174H254V173ZM61 174V175H64V174ZM128 173V174H127ZM186 173H188V174H186ZM196 173V174H195ZM201 173L202 174H204V175H201ZM207 173H209V174H207ZM231 173V174H230ZM236 175V181H235V178H234V174ZM250 173H253L254 174V176H252V177H249V176H251L250 175ZM18 174H20V175H18ZM55 174L58 176V179H59V182H58V186L56 187V189L55 190H53V186H52V184H51V177L53 176V177H57V176H55ZM125 174V175H124ZM127 174V175H126ZM130 174V175H129ZM134 174V175H133ZM189 174H190V176H189ZM192 174V175H191ZM234 176H233V175ZM16 175H17V177H16ZM83 175V176H82ZM188 177H187V176ZM194 175H196V176H194ZM200 175V176H199ZM207 175H209V176H207ZM230 177H229V176ZM260 175V176H259ZM10 176H13V177H10ZM82 176V177H81ZM94 176H96L94 179H92ZM98 176V177H97ZM100 176V177H99ZM126 176V177H125ZM203 176V177H202ZM206 176V177H205ZM233 176V177H232ZM240 176V177H239ZM7 179H5V178ZM47 177H50L49 179L47 178ZM81 177V178H80ZM114 177H119L118 179L117 178H114ZM186 177L188 178L187 180H186ZM197 177V178H196ZM200 177H202V178H200ZM226 177V178H225ZM229 177V178H228ZM258 177V178H257ZM8 178H9V180H8ZM12 178V179H11ZM99 178V179H98ZM199 178L201 179V181H199ZM207 179L208 178V182H206L207 183V185H209V187L207 188V186H206V183H205V181L206 180H204V179ZM230 178H231V180H230ZM245 178H248V182H250V179H251V183H248L246 180L247 179H245ZM253 178H255V179H253ZM48 179V182H46V180ZM62 179H63V181H62ZM67 179V180H66ZM78 179H83V180H81L83 183H84V190L85 191H83L82 189H81V186H82V183H80V180H78ZM87 179V180H86ZM91 179V180H90ZM97 179V180H96ZM113 179H115V180H113ZM192 179V180H191ZM196 179V180H195ZM198 179V180H197ZM203 179V180H202ZM234 179V180H233ZM240 179V180H239ZM258 179V180H257ZM77 180H78V182H77ZM89 180V181H88ZM92 180H93V182H92ZM98 181V183L96 182V181ZM191 182H190V181ZM194 180H195V182H194ZM215 180H217V182H218V186H217V184H216V186H214L215 185V183H214V181ZM227 180H230V182L229 181H227ZM233 180V181H232ZM2 181H3V183H2ZM8 182V184H6L7 182ZM67 181V182H66ZM69 181V182H68ZM87 181V182H86ZM112 181V182H111ZM199 181V182H198ZM235 181V182H234ZM237 181H238V183H237ZM242 181V182H241ZM243 181H245V182H243ZM60 182L61 183H64V182H66V183H64V184H60ZM190 182V183H189ZM200 182H202V184L200 183ZM229 182V183H228ZM234 182V183H233ZM48 183V184H47ZM50 183V184H49ZM79 183V184H78ZM97 183V184H96ZM194 183V184H193ZM235 183L236 184H238V188H237V190H236V193L233 191V192H231L232 190H230L229 191V189L227 188V187H229L230 188V186L232 187L233 186V184L235 185ZM25 184H28V185H26L25 186ZM193 184V185H192ZM231 184V185H230ZM244 184V185H243ZM48 185H50V188L48 189ZM81 185V186H80ZM199 185H202L201 186V188H199L198 186ZM28 186V187H27ZM71 190H69V189H67V190H63V188H67V187ZM184 186H185V188H184ZM193 187V188H191V187ZM227 186V187H226ZM6 187V188H5ZM58 187H59V190H58ZM79 187V188H78ZM97 187H98V189H97ZM28 188V189H27ZM61 188V189H60ZM215 188V189H214ZM221 188V189H220ZM225 189V191H224V189ZM240 188H242V190H240ZM48 189V190H47ZM193 189V190H192ZM210 189H212V190H210ZM217 189H219V191L217 190ZM223 189V192L225 193H223L221 190ZM228 189V190H227ZM231 189V188H230ZM240 191H239V190ZM47 190V191H46ZM50 190V191H49ZM80 190V191H79ZM263 190V191H262ZM2 191V192H1ZM52 191V192H51ZM58 191H59V193H58ZM209 191V192H208ZM216 191V192H215ZM56 192V193H55ZM67 192V193H66ZM215 192V194H214V196H216L215 198L213 197V193ZM217 192H220L219 194H221L222 196V198L219 196V194H217ZM222 192V193H221ZM231 193V194H228V193ZM49 194V195H46V194ZM137 193V194H136ZM189 193V194H188ZM203 193V194H202ZM208 193V194H207ZM263 193V194H262ZM54 196H53V195ZM57 194H59V197L58 196H56ZM73 194H75V196L73 197ZM127 194V195H128ZM186 194V195H185ZM187 194H188V196H187ZM207 194V195H206ZM210 194H211V196H210ZM226 196V194H227V196H232L233 194V196L232 197H230L229 199H227L224 195ZM72 195V196H71ZM65 196V197H64ZM76 196H77V198H76ZM208 196V197H207ZM52 197V198H51ZM55 197V198H54ZM202 197H204V198H202ZM211 197H213V198H211ZM58 198V199H57ZM66 198V199H65ZM74 198V200H72ZM76 198V199H75ZM201 198H202V200L203 201H201ZM205 198H207V199H205ZM52 199V200H51ZM53 199H55L54 200V202H53ZM64 199V200H63ZM70 199V200H69ZM100 199H102L101 197H100ZM217 199V200H216ZM206 200H207V202H206ZM215 200V201H214ZM219 200V201H218ZM222 200L224 201V202H222ZM66 201V202H65ZM74 203H73V202ZM101 201H103V200H101ZM178 202H180V200H177ZM218 201V202H217ZM60 202V203H59ZM70 202H72V203H70ZM186 202V203H185ZM191 202H194V204H191ZM196 202V203H195ZM200 202V203H199ZM220 202H221V205H220ZM241 202V203H240ZM247 202H248V204H247ZM54 203V204H53ZM59 205H58V204ZM68 203V204H67ZM217 203V204H216ZM236 203H238L237 204V208L239 209V211H238V209H237V211L236 212H234V207H233V204H236ZM246 204V206H243L242 204ZM60 204H62V205H60ZM65 204V205H64ZM67 204V205H66ZM205 204V205H204ZM211 204V205H210ZM239 204L240 205H242V206H239ZM55 205V206H54ZM65 206V208L64 209H62L64 206ZM70 205V206H69ZM170 205V206H169ZM215 205V206H214ZM223 205V206H222ZM247 205H249V207L250 208H248L247 207ZM47 206H49V208L47 207ZM53 206V207H52ZM63 206V207H62ZM68 208H67V207ZM72 206V207H71ZM73 206L75 207V208H73ZM187 206V205H186ZM52 207V208H51ZM55 207V208H54ZM57 207H59L58 209H57ZM61 207V208H60ZM72 209H71V208ZM208 207V208H207ZM247 207V208H246ZM46 208H47V211H46ZM54 208V209H53ZM66 208H67V210H66ZM70 208V209H69ZM243 208H245L246 209V212H245V210H243ZM39 209H40V211H39ZM49 209H51V211L49 210ZM53 209V210H52ZM62 209V210H61ZM247 209H248V211H247ZM48 210L50 211V212H48ZM56 210V211H55ZM75 210H77V211H75ZM80 211V212H79ZM91 211V212H90ZM170 211V210H169ZM241 211H243V212H241ZM53 212H55V214L53 213ZM48 213H51V214H48ZM54 215H53V214ZM175 213H179V212H175ZM184 212H180V214H183ZM59 214V215H58ZM51 215V216H50ZM213 215V216H212ZM48 216V217H47ZM61 216V217H60ZM169 216V217H168ZM171 216V217H170ZM44 217H45V219H44ZM50 217H52L53 218V220H52V218H51V220H50ZM84 217V218H83ZM60 218V219H59ZM114 218V219H113ZM230 218H231V220H237V223H236V225L234 226V227H231V226H229V223H228V221L230 220ZM233 218V219H232ZM47 219V220H46ZM138 219V220H137ZM46 222H45V221ZM48 220H50V222H47ZM54 220H55V222H54ZM112 220V221H111ZM170 220V221H169ZM64 221V222H63ZM136 221H137V223H136ZM51 222H52V224L54 225H52L51 224ZM139 222V223H138ZM46 223H49L50 225H48V224H46ZM45 226H47L48 227V230H47V227H45ZM57 224H59L60 226H58ZM138 224V225H137ZM52 225V226H51ZM79 225V226H78ZM110 225V226H109ZM141 225V226H140ZM50 226V227H49ZM77 226H78V228H77ZM84 226V227H83ZM139 226L141 227V228H139ZM109 227V228H108ZM204 227H206L205 228V230H204ZM51 228V229H50ZM163 228V227H162ZM45 229V230H44ZM107 229V230H106ZM109 229V230H108ZM135 229H136V231H138V232H136L135 231ZM138 229V230H137ZM208 230V231H207ZM212 230V231H211ZM70 231H72L70 234H68ZM75 231H77V233H75ZM109 231V232H108ZM133 231H135V233L133 232ZM141 231H142V229H141ZM206 231V232H205ZM64 232H67V233H64ZM92 232V233H91ZM94 232V233H93ZM103 232V233H102ZM110 234V235H108V233ZM131 232V234H128V233H130ZM161 232L163 233V234H161ZM165 232V233H164ZM212 232V233H211ZM73 233V234H72ZM87 233V234H86ZM90 233V234H89ZM95 233L98 235V234H103L101 237H98V236H100V235H95ZM137 233V234H136ZM183 235H182V234ZM188 233V234H189ZM207 233V234H206ZM213 233H215L214 234V238H213ZM68 234V235H67ZM72 234V235H71ZM74 234H77V235H75V237H74ZM81 236H80V235ZM84 234V235H83ZM89 234V235H88ZM94 234V236H91V235H93ZM133 234H134V238H133ZM135 234L137 235L136 236V238H135ZM194 234H196V235H194ZM210 234V235H209ZM86 235H88V236H86ZM116 235H117V238H115L116 237ZM128 235H130L129 237H128ZM161 235H162V237H161ZM164 235V236H163ZM70 236H72V237H70ZM78 236H80V237H78ZM93 237V238H91V237ZM121 236V237H120ZM142 238H140V237ZM157 236H155L154 235V237H157ZM192 236V237H191ZM195 236V237H194ZM203 236V238H201ZM212 236V237H211ZM68 237V238H67ZM95 237V238H94ZM120 237V238H119ZM165 237V238H164ZM167 237V238H166ZM197 237V239L198 240H196V242H195V238ZM209 237H210V240H209ZM252 237H254V238H252ZM118 238H119V240H118ZM129 238H131V239H133L136 243H134V244H127V241H128V239ZM188 238V237H187ZM194 238V239H193ZM200 238V239H199ZM207 238V239H206ZM251 238V239H250ZM68 239V240H67ZM72 239V240H71ZM85 239V240H84ZM135 239H139V240H135ZM202 239V240H201ZM205 239V240H204ZM213 239H214V241H213ZM18 240H20L19 241V243H18ZM96 240V241H95ZM101 240H103V241H101ZM118 240V241H117ZM209 240V241H208ZM211 240H212V242H213V244H211L212 242H211ZM257 240H259V241H257ZM16 241H17V243H16ZM87 241V242H88ZM139 241V242H138ZM203 241H204V243H203ZM261 241V242H260ZM71 244H70V243ZM93 242V243H92ZM107 242V241H106ZM105 242V244H109V243H106ZM260 242V243H259ZM68 243V244H67ZM99 244V241L98 242H96V244ZM102 243H100L101 245H102ZM172 243V244H171ZM200 243V245H196V244H199ZM201 243L203 244L202 246H201ZM248 243H251L250 244V246H249V251L247 250L246 251V249H244V245L245 244H248ZM97 244V245H98ZM99 244V245H100ZM127 245V247H128V249L130 250V251H127V255H125V253H123V252H121L120 250H121V245ZM204 244H208V245H204ZM261 244H263L262 246H261ZM67 245H69V246H67ZM100 245V246H101ZM170 245V246H169ZM173 245V246H172ZM175 245V246H174ZM169 246V247H168ZM177 246H179V247H177ZM261 246V247H260ZM96 247V246H95ZM104 246L102 245V247H100L101 249H104L103 248ZM109 247H111V246H109ZM165 247H167V248H165ZM66 248V249H65ZM97 248H98V246H97ZM96 248V251H95V253H97V251H98V249ZM198 248H197V250H198ZM65 249V250H64ZM112 247L111 248H108L107 249V251L109 250V251H112ZM250 249H252L251 251H250ZM262 249V250H261ZM171 251V253H170V251ZM200 250L201 249H199L197 252H196V255H195V253L194 254H192L191 255V252L190 253H188L189 251H187V250H185V252H187V256H188V258L190 259V257H194L192 260H193V262H192V260H188L191 264H195V260L197 259V260H200V259H205V260H207L204 256L206 255H204V252H202V253H200V254H198L199 252H200ZM234 250H235V252H234ZM63 251H64V253H63ZM66 251H68V252H66ZM169 251V252H168ZM263 251V252H262ZM45 252H47V254L45 253ZM42 253V254H41ZM78 253V252H77ZM208 253V254H209ZM189 254V255H188ZM198 254V255H197ZM264 254V253H263ZM182 255V256H181ZM186 255V254H185ZM191 255V256H190ZM252 255V256H251ZM259 255V256H258ZM41 258H40V257ZM180 256H181V258H180ZM26 257H28V258H26ZM35 257H37V258H35ZM86 258V260H85V258ZM203 257V258H202ZM251 257H253L252 258V260L250 259ZM261 257V258H260ZM29 258H31V259H29ZM39 258V259H38ZM76 258H78L77 260H75ZM177 258H180V260L178 261V259ZM200 258V259H199ZM264 258V257H263ZM24 259H26V260H24ZM39 261H38V260ZM124 259H126L127 260V262H125V261H123ZM248 259V260H247ZM258 259H260V261L258 260ZM33 260H35V261H33ZM67 260V261H66ZM88 260V261H87ZM196 260V261H197ZM31 261V262H30ZM41 262V263H38V262ZM263 261V262H262ZM63 262V263H62ZM176 262V263H175ZM189 262H186V263H182V264H190ZM117 264V263H116ZM197 264H201V263H197Z\"/></svg>",
	"mask_w": 264,
	"mask_h": 264
},
{
	"label": "bare ground",
	"instance_id": "bare-ground-1",
	"mask_svg": "<svg viewBox=\"0 0 264 264\" xmlns=\"http://www.w3.org/2000/svg\"><path fill=\"white\" fill-rule=\"evenodd\" d=\"M3 0H1V2H0V4L2 3V4H4V2L6 3L7 1L5 0V1H3ZM10 1V0H9ZM8 1V2H9ZM18 1V0H17ZM26 1V0H25ZM25 1H23V2H25ZM28 1V0H27ZM30 1V0H29ZM39 1V0H38ZM46 1L47 0H45V4H46ZM49 1V0H48ZM52 1V0H51ZM51 1H49V2H51ZM74 1H78L77 3L79 4V2L81 1L82 3H83V5L85 6V8L86 9H88L89 10V12H88V17L87 18H85V23L84 24H86V25H84V26H82V24H81V22H78V20L79 21H81V19H84V12H82L81 11V9H79L78 7H76L75 9L76 10H80V13L82 12V13H84L83 15H82V18L80 19V17H79V10H78V12L77 11H74L73 10V8H74V6L72 7V5H78L76 2L75 3H71L70 2V0H68V2H70L69 4H70V6H71V8H70V6L67 4L68 2L67 1H65V0H60L59 2H57L58 4L60 3V2H62L61 3V5L62 6H59L60 7V10L59 9H57V10H59V12H57L58 13V15L57 16H60V17H63V15H65V17H66V20H67V15H66V13H64V10H65V8L66 7H64V6H67V8L66 9H69L70 10V13H72L73 14V16L75 17V18H77L78 20H77V25H79V28L78 29H71V26H70V28L69 27H65V28H63L62 27V30H59V31H55L53 34H50V37L52 36V38H49V39H51L50 40V43H51V41L52 42H54L55 44H56V48H58V49H62V50H64V51H66V53L64 54V56H62V57H60V55H57V54H55V52H50V53H48L49 55H48V59H49V62H50V65L52 66V65H54L53 67H55V68H57V71H58V69L59 70H64L65 71V75H61V74H59V73H57V75L59 76V80H57L56 81V79L54 80V82L56 83V86L54 87V85H55V83L53 84V87H52V85L51 86H49V87H47V88H45L44 89V94H41L42 96L44 95V99H43V101L42 102H40V103H36V102H34V101H36L35 100V95L34 94H32L33 92H35V88L33 87V84L34 83H36L37 82V80L38 79H42V77H44V76H42V73H40V67H38V65H32V58H30V56H31V50L33 49L34 50V48H35V45H34V43H32L31 42V40H32V37H35L34 35H36V33H34L33 34V36H31V35H29V36H31V38L29 37V36H27L26 34V37L25 38H20L19 37V35H20V33H18V31L19 30H17V34H19V35H15V34H13V36H11V37H13L12 39L11 38H9V34H8V38H9V40H12L10 43H8V44H3V42H2V45H1V47H0V99H1V103L0 104H2L3 103V106H5V104H7L8 102L9 103H11V104H9V107H7L8 109H5L4 108V111H7L8 110V112L6 113H4V117H5V115H6V117L5 118H7V115H8V118L9 117H11V115L9 116V112H10V108H12V107H14L16 104H15V102L17 103V99H22V101H21V103H23L22 104V106H24V109L26 110V112L23 110V112L25 113V114H27V111L29 110H27V108L25 107V106H28V104L31 106V105H34L33 106V108H36V109H39V110H41V112H46V115H49V117L50 116H52L51 118H52V120H54V121H52V122H57L58 121V123H56L57 125L58 124H60L59 123V121H62V123L64 122V121H66L67 122V124H66V122L65 123H63V124H61L62 126L60 127V129L62 130V129H65V128H63V126H64V124H66V130H64V131H61V133H60V131H58V133H57V131H56V133H57V136L58 135H60L61 137L63 136V137H66V139L68 140V141H71L70 139L72 138V137H74L75 139H76V141H78V138L80 137H84V136H87V135H83V134H86L87 132H88V135H89V137L88 138H86V141L88 140L89 142L91 141V139H92V135L94 136V134H95V137H93L94 139H99L98 141H102V143L104 142V145H105V142H106V140L108 141L109 139H107V135L108 134H104V133H107L106 131H104V133H103V129H105V126L107 127V125L108 124H110L111 125V123H112V121H115V123H117V124H125L126 123V117L127 116H129V113H133V116L131 115V117H132V120L134 121V118H136V120H137V118H139L140 116H141V112L143 111L144 112V107L145 106H143V104H144V101H145V97H146V95L144 96V95H140V92L142 93V92H144V91H146V93L148 92V93H150L149 94V96L148 97H150V95L152 94V98L154 99V101H157V98L159 97V99H160V96H162L159 92H162V90L160 91V88H162L165 84L166 85H168L169 83H164V81H163V83H161L162 81H161V73H160V71H159V57H161L162 55L160 54V50H161V45H163V44H161L159 41L161 40L162 41V38L160 39V37H159V31H160V29H162L161 27H159L158 26V23L160 22V17H165L166 15H165V12H162L161 11V9L159 10V8H163V7H165L166 8V6L165 5H169V6H171L173 3H175L176 5L178 4L176 1L177 0H140V1H138V0H133V2L134 3H136L137 4V2H139L140 4H141V6H149V8L150 9H148V10H151L150 12V14L148 15V13L146 12V11H148V10H146V8L144 7V10H146V11H144V13L146 12L147 13V15L146 16H144V15H142L141 16V13L139 12V14H140V16H138L137 14V12L139 11L138 9H135L137 12H136V15L138 16V18H137V16L136 15H134V16H136V18L133 16V21H135V19H138V20H136V21H138L139 22V24L141 25V28H142V22H145L144 24L145 25H147L148 26V29L150 28V29H152L153 30V32H152V36H150V35H148V33H143V28H142V31H141V33H139V32H136V30H135V32H134V28H135V26H137V25H133L132 26V24H131V22H133L132 20H131V18H132V16L131 17H129V19H130V25H131V27H133V28H131V27H129L128 25H126L127 27L125 28V30H121V32L120 31H118V30H120V29H118V28H116V30H117V34H118V32H120V38H119V40H118V37H117V40H118V42H117V44H116V42H112L111 40H113L114 39V37H113V33L110 31V30H106L105 31V29L103 28V25H102V29L105 31V32H107V31H110L111 33H110V35L108 36V37H110L111 35H112V38L113 39H110V42H112L113 43V45H116V46H118L117 47V49H116V46L114 47L112 44V46L114 47H112V49H113V52H110L108 49L109 48H111V45H110V47H109V43H107L106 41L107 40H105L104 41V39H106L105 37L103 38V35H102V33L99 31V30H101L102 31V29H101V24L100 25H98L97 23V17H96V15H95V11H97L99 8H101L102 6H101V4H99V2L101 3V0H74ZM106 2V0H102V3L103 2ZM108 1V0H107ZM111 0H109L108 2H110ZM137 1V2H136ZM192 0H182V3H185L186 4V2H190L191 4V6H192V2H191ZM216 1H218V0H215L214 1V3H216ZM223 1L224 0H219L218 1V6H220L219 5V2L222 4V6L224 5L223 4ZM233 1H235V0H233ZM257 1V0H256ZM256 1H255V3H256ZM258 1H261L260 2V4L259 3H257L258 5H262L261 7H263L264 5V1H262V0H258ZM13 2H15V0L13 1L12 0V2H9V3H13ZM18 2H20V1H18ZM37 2V1H36ZM41 2V1H40ZM40 2H39V4H40ZM64 2H67L66 4L64 3ZM103 3V4H105L106 5V3ZM108 2H107V4H108ZM193 2H196V4H197V2L199 3V4H203V2H205V6H207V5H209L210 6V3H208L207 2V0H193ZM206 2L208 3V4H206ZM226 2H228V1H224V3H226ZM248 2H250L249 0H248ZM8 3V4H9ZM16 3V2H15ZM29 3V2H28ZM182 3L180 4V5H182ZM252 3V2H251ZM254 3V2H253ZM8 4H6V5H8ZM21 4V3H20ZM42 4V3H41ZM51 4V3H50ZM72 4V5H71ZM100 5L101 7H99V6H97V5ZM140 4H139V6H140ZM163 4H164V6H163ZM185 4H183V5H185ZM188 4V3H187ZM212 4V3H211ZM235 4H236V2H235ZM13 5H14V3H13ZM13 5L11 4V6L13 7ZM19 5V4H18ZM29 5V4H28ZM27 5V6H28ZM60 5V4H59ZM111 5V7H112V3L110 4ZM109 5V6H110ZM138 5V4H137ZM163 6V7H160V6ZM174 5V4H173ZM172 5V6H173ZM212 5H215V4H212ZM226 5V4H225ZM243 5V4H242ZM1 6V5H0ZM5 6V4L3 5V7ZM9 7L8 8H12L11 6H10V4L8 5ZM47 6H48V4H47ZM138 6V7H139ZM140 6V7H141ZM147 6V7H148ZM177 6H179V4L177 5ZM177 6H176V8H177ZM191 6H185V8L186 9H188L187 7H190L191 8ZM203 6V5H202ZM222 6H220V7H222ZM6 8H7V6H5ZM4 7V8H5ZM14 7H15V9H18L17 8V6H15L14 5ZM32 7V6H31ZM44 7H46V6H44ZM98 9H97V8ZM103 7H105V6H103ZM102 7V8H103ZM110 7V8H111ZM181 7H183V6H180V8ZM194 6H192V8H193ZM216 8H217V6H215ZM2 7H0V9H1ZM4 8H2V10H0V11H2L3 12V9ZM20 8V7H19ZM34 8V7H33ZM107 8H109V7H107ZM114 8V7H113ZM118 8V7H117ZM172 8V7H171ZM175 8V7H174ZM175 8V10H173V11H175V12H177V10H178V12L177 13H179V9H176ZM184 8V9H185ZM189 8V12L190 11H192L191 9ZM199 8H202V7H198V10H199ZM264 8V7H263ZM14 8H12V10L13 11H15V14H16V12H17V10H15ZM31 9L32 8H30L29 7V10L31 11ZM36 9H39V8H36ZM43 9V8H42ZM46 9V8H45ZM55 9V8H54ZM97 9V10H96ZM106 9V8H105ZM112 9V8H111ZM122 9V8H121ZM130 9V8H129ZM140 9H142V8H140ZM173 9V8H172ZM182 9V11L184 12L185 10H183V8H181ZM205 8L203 7V10H204ZM21 10H22V8H21ZM56 10V9H55ZM54 10V11H55ZM82 10H83V8H82ZM104 10V9H103ZM118 10H120L119 8H118ZM125 9H123L122 11H124ZM131 10V9H130ZM128 11V10H126V14H125V12H122L121 10H120V13L122 12V13H124L125 15H127V11H128V14H129V12H131V11ZM134 10V9H133ZM135 10L133 11V12H135ZM163 10V9H162ZM4 11H5V9H4ZM7 11H8V9H7ZM10 11V10H9ZM9 11L7 12V13H9ZM19 11V10H18ZM36 11V10H35ZM34 11V14L36 13ZM39 11V10H38ZM47 11H48V18L50 19V21H49V28L51 29V27H52V21H54V20H56V19H54V17L56 16H54L53 14H54V12H52L53 11V7H51L50 5L48 6V8H47ZM68 11V10H67ZM98 11H100V10H98ZM98 11H97V13H98ZM105 11V10H104ZM110 11V10H109ZM109 11L107 10V12L109 13ZM112 11V10H111ZM200 11H201V9H200ZM205 11V10H204ZM20 12V11H19ZM23 12H24V10H23ZM29 12V11H28ZM27 11L25 12V13H28ZM133 12H131L132 14H133ZM164 13L163 15H161V13ZM182 12V13H183ZM185 12H187V11H185ZM188 12V13H189ZM199 12V11H198ZM206 12H207V10H206ZM7 13H5L4 12V14H7ZM30 13V12H29ZM38 13V12H37ZM42 13V18H43V15L44 16H46V14H45V12H44V14H43V12H41ZM40 13V14H41ZM81 13V14H82ZM101 13V12H100ZM143 13V14H144ZM187 13V14H188ZM192 13V12H191ZM199 13H201V12H199ZM205 13V12H204ZM1 14V13H0ZM12 14H13V12H12ZM34 14H30V15H34ZM80 14V15H81ZM99 14V13H98ZM104 14V13H103ZM103 14H101L102 16H103ZM184 14V13H183ZM187 14H185L184 15V17L186 18V15ZM196 14V13H195ZM207 14V13H206ZM239 14V13H238ZM23 15V14H22ZM27 15V14H26ZM105 15V14H104ZM129 15H131V14H129ZM128 15V16H129ZM165 15V16H164ZM171 15H172V13H171ZM174 15L180 20L181 18H184L183 17V15L181 14V13H179V15L180 16H182V17H180V16H177L178 14H176V13H174ZM189 15V14H188ZM188 15H187V17H188ZM201 14H199V16H200ZM228 15V14H227ZM226 15V16H227ZM237 15V14H236ZM4 16V15H3ZM6 16V15H5ZM11 16V15H10ZM14 16V15H13ZM18 16V15H17ZM16 16V17H17ZM35 16V15H34ZM33 16V17H34ZM36 16H37V14H36ZM41 16V15H40ZM85 16H87V15H85ZM100 15H98V17H99ZM121 16H124V15H120V16H118V18H116V19H119ZM127 16V17H128ZM173 16V15H172ZM190 16V15H189ZM194 16H196V15H194ZM210 16V15H209ZM231 16L233 17L232 19H234V16L231 14ZM241 16V15H240ZM240 16H236L237 17V19L234 21V20H232V22L231 23H238V26L240 27L241 25L240 24H242V22H241V18H240ZM12 17V16H11ZM19 17H23V16H21L20 14H19V16H18V19H19ZM27 17H28V15H27ZM27 17L25 18V19H22V21H23V23H25L26 25H24L23 23V25L22 26H25V28L24 29H27V31L28 30H31L33 27H37V26H39L38 24V21H37V26H35V24L32 22L33 20H32V18H31V20L28 18L27 19ZM38 17V16H37ZM36 17V18H37ZM73 17V18H74ZM101 17V16H100ZM99 17V19H101ZM114 17V16H113ZM139 17H140V21H142V22H140L139 21ZM197 17V16H196ZM202 17V16H201ZM206 16H204V18H205ZM46 18V17H45ZM70 18V17H69ZM68 18V19H69ZM125 18H126V16L124 17V20H125ZM135 18V19H134ZM226 19H229L230 20V17L228 18V17H225ZM10 19V18H9ZM27 19V20H26ZM54 19V20H53ZM59 19V18H58ZM98 19V20H99ZM123 19V18H122ZM122 19L120 20H118V22L119 21H122ZM129 19L128 20H123L122 22H121V25H122V23H124V22H126L127 23V21L129 22ZM164 19V18H163ZM165 19H167V18H165ZM164 19V20H165ZM172 19V18H171ZM178 19H177V21H178ZM188 20H190L189 19V17L187 18ZM186 19V20H187ZM198 18H196V20H197ZM207 19V18H206ZM17 20V19H16ZM20 20V19H19ZM35 20V19H34ZM43 20V19H42ZM42 20H41V22H42ZM48 20V19H47ZM47 20H45V22L47 21ZM60 20V19H59ZM72 20V19H71ZM76 20V19H75ZM114 20H115V18H114ZM164 20H162L163 22L162 23H159V25L160 24H162L161 26H163V24H164ZM170 20V18L168 19V20H166V24H165V26H164V28H165V30H166V33H167V31H169V30H171L172 28H174V27H171V29H166V25H168V22L167 21H169ZM184 20V19H183ZM205 20V19H204ZM228 20V21H229ZM7 21V20H6ZM13 21V20H12ZM62 21H65L64 19H62ZM100 21V20H99ZM102 21H104L103 19H102ZM102 21H100V23L102 22ZM115 21H117V20H115ZM114 21V22H115ZM191 22L193 21V20H190ZM227 20H226V22H228ZM36 22V21H35ZM44 22V21H43ZM42 22V23H43ZM44 22V23H45ZM56 22H59V21H56ZM83 22H84V20H83ZM105 22L107 23L108 21H107V19H105ZM117 22V23H118ZM182 22V21H181ZM196 22H198V21H196ZM8 23V22H7ZM6 23V24H7ZM59 23H61V22H59ZM68 23V22H67ZM67 23H65V24H67ZM104 23V22H103ZM105 23V24H106ZM116 23V24H117ZM134 23V22H133ZM169 23H172V21H169ZM185 23V21H183V24ZM186 23H188V21H186ZM185 23V24H186ZM18 24V23H17ZM47 24V23H46ZM54 24H55V22H54ZM109 24V23H108ZM120 24V23H119ZM118 24V25H119ZM136 24H138V23H136ZM138 24V25H139ZM143 24V25H144ZM191 24V23H190ZM9 25V24H8ZM7 25V26H8ZM20 25V24H19ZM64 25V24H63ZM111 25V24H110ZM120 25V26H121ZM139 25V26H140ZM199 25V23H197V26ZM237 25V24H236ZM235 25V27H237ZM4 25H2L1 27H3ZM18 26V25H17ZM16 26V27H17ZM21 26V27H22ZM27 26V27H26ZM43 26V25H42ZM46 26V25H45ZM55 26H57V25H55ZM100 26V28L98 29V27ZM105 26V25H104ZM108 26V25H107ZM125 26V25H124ZM139 26H137L136 28H138ZM169 26H171V25H169ZM232 26V25H231ZM9 27V26H8ZM7 27V28H8ZM14 27H15V25H14ZM18 27H20V26H18ZM21 27H20V29H21ZM44 27V26H43ZM146 27V26H145ZM144 27V28H145ZM5 28V27H4ZM10 28V27H9ZM11 28H12V25H11ZM10 28V29H11ZM23 28V27H22ZM39 28V27H38ZM37 28V29H38ZM45 29H46V27H44ZM56 28H58V26L56 27ZM77 28V27H76ZM109 27H106V29H108ZM111 28V27H110ZM114 28V27H113ZM129 28V29H128ZM147 28V27H146ZM144 29V32H148L147 31V29ZM168 28V27H167ZM199 28V27H198ZM2 29V28H1ZM6 29V28H5ZM14 29H16V28H14ZM37 29H32V30H34L33 32H35V30L36 31H38ZM40 29H41V25H40ZM39 29V30H40ZM149 29V30H150ZM3 30V29H2ZM2 30H1V33H2ZM54 30V29H53ZM111 30H112V28H111ZM113 30H115V29H113ZM112 30V31H113ZM115 30V31H116ZM140 30V29H139ZM138 30V31H139ZM163 30V29H162ZM161 30V31H162ZM258 30V29H257ZM6 31V30H5ZM23 31H25V30H23ZM22 31V32H23ZM42 30H40L39 32H41ZM115 31H113V32H115ZM172 31V30H171ZM261 30H259V32H260ZM14 32V31H13ZM16 32V31H15ZM20 32V31H19ZM26 32V31H25ZM48 32H50V30H48ZM98 32L99 33H101V34H99V35H101L102 36V38L103 39H101L100 40V38H99V36H98ZM104 32V33H105ZM198 32H200V31H198ZM262 32V31H261ZM260 32V33H261ZM0 33V34H1ZM24 33V32H23ZM27 33V32H26ZM43 33V31L40 33V34H42ZM103 33V34H104ZM108 33V32H107ZM149 33H151L150 31H149ZM161 33V32H160ZM256 33H257V31H256ZM3 34V33H2ZM28 34H29V32H28ZM30 34H32L31 33V31H30ZM47 34V33H46ZM115 34V33H114ZM167 34H169V33H167ZM262 34V33H261ZM259 34V33H257V35L258 36H260L263 40H264V34ZM5 35V34H4ZM7 35V34H6ZM6 35H5V38H6ZM24 35V34H23ZM22 35V36H23ZM107 35V34H106ZM105 35V36H106ZM116 35V34H115ZM114 35V36H115ZM146 35H148V36H150L151 38H150V44H151V47L149 48V49H147L146 50V47H147V45H146V47L143 45V44H145V43H141L142 42V39H143V37H145V38H147V36ZM161 35L163 36V34L161 33ZM164 35H165V33H164ZM199 35H201V33H199ZM255 35V34H254ZM43 36H44V33H43ZM132 36H134V37H136L135 39V43H137L135 46L136 47H134L133 45L135 44V43H131V44H129L128 46H127V43L129 42L128 41V38H132ZM1 37V36H0ZM46 37V36H45ZM56 37H59L60 39H57ZM107 37V36H106ZM240 37H242V36H240ZM246 36H244V38H245ZM255 37H257L256 35H255ZM41 37H39V39H40ZM259 38V37H258ZM258 38H257V40L256 39H254L255 41H257L258 42ZM4 39V38H3ZM31 39V40H30ZM37 39H38V37H37ZM36 39V40H37ZM49 39H48V41H49ZM108 39V41H109V38H107ZM116 39V38H115ZM134 39V38H133ZM149 39V38H148ZM148 39H146V40H148ZM237 39V38H236ZM249 38H245V40L246 41H243L244 39H242V38H240V40L239 41H243L244 43L245 42H248L247 40H248ZM5 40V39H4ZM34 40V39H33ZM41 40V39H40ZM42 40H43V38H42ZM103 40V41H102ZM116 40V41H117ZM238 40H235V41H238ZM250 40V39H249ZM3 41V40H2ZM101 41V42H100ZM128 41V42H127ZM233 41L234 40H232V43H233ZM5 42V41H4ZM41 42V41H40ZM39 42V43H40ZM133 42V41H132ZM145 42V41H144ZM36 43V42H35ZM107 43V44H106ZM130 43V42H129ZM239 42H237V44H238ZM248 43H251V42H248ZM255 42H252V45L254 44ZM260 42H258L256 45H255V47L256 48H258V45L260 46V44H259ZM133 44V45H132ZM140 44H141V46H140ZM235 44V43H234ZM243 44V43H242ZM5 45H7L6 47H4ZM142 45L144 46V48H142ZM254 45H253V47H254ZM38 46V45H37ZM127 46V47H126ZM240 45L238 44V46H234V48L235 47H239ZM40 47V46H39ZM107 47V48H106ZM164 47V46H163ZM136 48V49H135ZM251 48H252V46H251ZM256 48H254V49H256ZM112 49H110V50H112ZM235 50H236V48H235ZM41 51V50H40ZM44 51H45V48H44ZM35 52V51H34ZM33 52V53H34ZM163 52H164V50H163ZM162 53V52H161ZM46 54V53H45ZM236 55V54H235ZM235 55H233L232 57H236ZM161 59V58H160ZM254 64V63H253ZM53 71V70H52ZM64 71H62V72H64ZM60 72V71H59ZM52 73V72H51ZM55 73H56V71H55ZM19 74H21V75H19ZM45 74V76H46V79L45 80H47L48 81V72H46V73H44ZM16 75H19L21 78H17L16 79ZM247 75H248V73L247 72H245V71H243V70H241L240 72H238V76L237 75H235V77L234 78H230L229 76H226L225 78H226V86L223 84V86H221V88H223V89H225V91H227V93L226 94H228L229 93V91H231L230 93H229V99H232L231 101H229L228 100V98H227V96L226 97H224V98H226L227 99V102H225V103H227L228 104V101L231 103L230 105H231V108H230V110L232 111V109L233 108H236L235 109V113L237 112L236 110L238 109V112L236 113V114H241V115H244V114H242L243 112H245V110L248 112V107H247V105H251V106H255V105H257V103H255L256 101H254L255 100V98H256V100H257V98H259V97H257L258 96V94H256V92H255V90H250V87L248 88L247 86H246V84H244V83H242V80L241 79H243L244 81H247ZM19 76H17V77H19ZM57 76V77H58ZM54 78V77H53ZM50 79V78H49ZM51 80V79H50ZM39 81V80H38ZM165 81H166V79H165ZM42 82H44V81H42ZM169 82V81H168ZM225 82V81H224ZM161 84V85H160ZM171 84V83H170ZM170 84H169V86H170ZM93 85V86H92ZM163 85V86H162ZM165 85V87L167 88V87H169V86H166ZM257 84H255V86H256ZM161 86V87H160ZM172 86V85H171ZM178 86V85H177ZM253 87L254 89H257V87L259 86H256V87ZM36 87V86H35ZM52 87V88H51ZM215 87V86H214ZM252 87V86H251ZM44 88V87H43ZM42 88V89H43ZM164 88V87H163ZM172 88H174L173 86H172ZM176 88V87H175ZM219 88V87H218ZM221 88H220V90H221ZM168 89V88H167ZM178 89V88H177ZM176 89V90H177ZM185 89V88H184ZM184 89H181L180 88V91H184ZM198 89H200V88H198ZM232 89V90H231ZM242 89V90H241ZM262 90V89H264V88H259L258 87V89L257 90ZM165 90V89H164ZM172 90L174 91L175 89H170L169 91H171V93H172ZM175 90V91H176ZM45 91L47 92V93H45ZM167 92H168V90H166ZM174 91V92H175ZM177 91H179V90H177ZM183 91H182V93H183ZM189 93H188V92ZM199 91H201V90H199ZM222 92H224V90H221ZM262 91H264V90H262ZM185 92V91H184ZM186 94H189V96H191L190 94L192 93V91L190 90V89H188L187 88V90H186ZM193 92H196V91H193ZM197 92H198V90H197ZM196 92V93H197ZM203 92V91H202ZM202 92H201V94H202ZM206 92V91H205ZM217 92V91H216ZM219 92V91H218ZM217 92V93H218ZM234 92V93H233ZM42 93V92H41ZM169 93L170 92H168V94L167 95H169ZM170 93V94H171ZM181 93V94H182ZM198 93H200V92H198ZM221 93V92H220ZM224 93V94H225ZM233 93V94H232ZM257 93H259V96L262 94L261 93V91H259V92H257ZM261 93V94H260ZM158 94H159V96H158ZM174 93H172L171 94V97H173L172 95H173ZM185 93H184V95L185 96H188V95H186ZM195 94V93H194ZM225 94V95H226ZM264 94V93H263ZM262 94V95H263ZM166 95V94H165ZM183 95V94H182ZM200 94H197V96H199ZM206 94L204 93V96H205ZM216 95V94H215ZM217 95H220V94H217ZM32 96V97H31ZM194 96H196V95H192V97H190V98H195ZM202 96H203V94L200 96L201 97V99L203 100V98H202ZM214 96V95H213ZM224 96V95H223ZM222 95H221V97H223ZM166 97V96H165ZM200 97H197V99L198 98H200ZM208 97H209V95L207 94V98L206 97H204V100H209L210 101V99H208ZM232 97H234V98H236V99H233ZM261 97V96H260ZM264 97V96H263ZM151 98V97H150ZM169 99H170V96L168 97ZM167 98V99H168ZM180 98V97H179ZM184 98H186V97H184ZM189 97H187L186 98V100L188 99ZM214 99H215V97H213ZM147 99H149V98H147ZM168 99V100H169ZM200 99V100H201ZM213 99V100H214ZM217 99H218V96H217ZM161 100L163 101V96H162V99H160L159 100V103L161 102ZM199 100V99H198ZM201 100V101H202ZM218 100H220V102L218 101V106L220 105V107L219 108H221L220 110H219V108H217L218 110H219V112L220 113H226L227 115H225L226 117L223 119V121H222V119H218V121L215 119V121L217 122H215V121H209V123L207 124V125H210L209 127H214L215 126V124H218V126L220 127L219 129L221 130L220 132H221V134L219 135V137L217 136V135H215L214 136V134L215 133H212V131L210 132V134H208V135H205V136H203V138L204 139H206L207 141L209 140V141H216L218 138H219V140L222 138V133H224V134H226L225 133V128L227 129V131L226 132H228V133H232V132H229L228 130H229V128H227V123L229 124V122H227L228 120H230L231 118H229L231 115L232 116H235L236 117V119H238L237 118V116L235 115V113L233 112V114L232 113H230V110L229 111H223V109H224V107H223V105H225L226 106V104L224 103L223 105L221 104L222 103V99L220 98V96H219V99ZM175 101H179V100H175ZM175 101H174V103H175ZM182 101V100H181ZM180 101V102H181ZM184 101V100H183ZM182 101V102H183ZM193 100H189L188 102H189V104H190V102H192ZM197 101V100H196ZM201 101H198L199 102V104H200V102ZM215 101V100H214ZM29 102V103H28ZM147 102V101H146ZM149 102V101H148ZM176 102V103H177ZM203 102H207V101H203ZM258 102V101H257ZM150 103H155V102H150ZM159 103H156V104H158L159 105ZM162 103V102H161ZM173 103V101L170 103V104H172ZM173 103V104H174ZM175 103V104H176ZM202 103V102H201ZM210 103V102H209ZM214 103V102H213ZM14 106H13V105ZM27 104V105H26ZM169 104V102L166 104L167 106H169L170 105ZM175 104L174 105H172L171 107L169 106V108H170V111H169V113L171 112V108L173 107V106H175ZM179 104V103H178ZM183 104H185V106H187L186 108H187V110H190V109H188V103L186 102V103H184L183 102ZM197 104V103H196ZM195 103H194V105L195 106H197ZM253 104V105H252ZM259 104V103H258ZM12 105V106H11ZM145 105H146V103H145ZM181 105H182V103H181ZM191 105H193V104H190L189 106V108H191ZM194 105L192 106V107H194ZM202 105H204V104H202ZM206 105V104H205ZM222 105V106H221ZM244 106V107H242V106ZM246 105V106H245ZM3 106L1 105L0 106V108H3ZM152 106V105H151ZM157 106V105H156ZM178 106V105H177ZM176 106V107H177ZM185 106H183V107H185ZM200 105H198L197 107H199ZM16 107H18L17 105H16ZM15 107V108H16ZM32 107V106H31ZM30 107V108H31ZM155 107V106H154ZM182 107V106H181ZM215 107V106H214ZM258 107V108H257ZM261 107V109H259ZM20 108V107H19ZM19 108H17V110H19ZM22 109H23V107H21ZM33 108H31V109H33ZM153 108V107H152ZM152 108H151V111H152ZM156 108H158V106L156 107ZM161 108V107H160ZM178 108V107H177ZM205 108V107H204ZM203 108V110H205ZM206 108H208V107H206ZM213 108V107H212ZM228 109H229V107H227ZM226 108V109H227ZM255 108H257V109H259V110H261L262 111V108H263V106H255ZM10 109V110H9ZM155 109V108H154ZM197 109V108H196ZM200 109V108H199ZM215 110H217L216 109V107L214 108ZM213 109V110H214ZM243 109V110H242ZM254 108H251V114H252V110H253ZM264 109V108H263ZM13 110V109H12ZM15 110V109H14ZM17 110H15V111H13V112H15L16 113V111ZM160 110V109H159ZM173 110V109H172ZM176 111H177V109H175ZM186 111V109H182V111ZM201 110V109H200ZM202 110V111H203ZM206 110H208V109H206ZM218 110H217V112H218ZM19 111H21L22 112V110H19ZM31 110H29L28 112H30ZM130 111H133V112H130ZM139 111V114H135V112H138ZM184 111V113H186L187 115H189L188 113H189V111H188V113L187 112H185ZM191 111V110H190ZM201 111V112H202ZM212 111V110H211ZM260 111V112H261ZM1 112V111H0ZM18 112V111H17ZM36 111L34 110V112H32V113H30V115H32V114H34ZM159 112V111H158ZM192 112V114H190L191 116V120H192V115L195 113V110H194V112L193 111H191ZM197 112V111H196ZM205 111H203L202 113H204ZM214 112V111H213ZM218 112V113H219ZM246 112V113H247ZM250 112H248L247 114H249ZM255 112V111H254ZM259 112V113H260ZM20 113V112H19ZM163 113V112H162ZM168 113V114H169ZM176 113L177 112H175V117H177V119H178V116L180 115V114H178L177 113V116H176ZM183 113V114H184ZM211 113V112H210ZM215 113H216V111H215ZM258 112H256V114H257ZM263 113H264V110H263ZM21 114H23V113H21ZM29 114V113H28ZM184 115V116H187V115ZM199 114H200V112H199ZM199 114H197V116H199ZM208 114V113H207ZM223 114V115H224ZM261 114V113H260ZM0 115H1V113H0ZM19 115V114H18ZM17 115V116H18ZM29 115V116H30ZM34 115H36V113L34 114ZM33 115V116H34ZM158 115H159V117H160V113H158ZM162 115V114H161ZM204 115V114H203ZM214 115V114H213ZM222 115V114H221ZM222 115V116H223ZM246 115V114H245ZM253 115V114H252ZM16 116V115H15ZM16 116V117H17ZM182 116V115H181ZM196 116V117H197ZM200 116H202V115H200ZM199 116V117H200ZM205 116V115H204ZM212 116V115H211ZM218 116H220L219 114H218ZM217 116V117H218ZM247 116V115H246ZM245 116V118H247L248 119V117L249 116H251V115H249V116H247L246 117ZM260 116V118H261V116H262V114L261 115H259ZM2 117V116H1ZM0 117V118H1ZM32 117V116H31ZM130 116H129V118H131ZM159 117L157 118V119H159ZM162 117V116H161ZM170 117V116H169ZM175 117H174V121H175ZM189 117V116H188ZM195 117V118H196ZM203 117V116H202ZM202 117H200V118H202ZM210 117V116H209ZM215 118H217L216 116H214ZM214 117H212V120L214 119ZM221 117V116H220ZM240 117V116H239ZM244 117V116H243ZM242 117V118H243ZM253 117H254V115H253ZM263 117V119H264V116H262ZM7 118V119H8ZM50 118V119H51ZM129 118H128V122H129ZM163 118V117H162ZM184 118H186V117H184ZM184 118H181V119H183V121L184 120H187V119H184ZM194 118V119H195ZM219 118V117H218ZM242 118H241V120H242ZM252 118V117H251ZM258 119L256 116L253 118V119ZM69 119L70 120H72V124L69 122ZM106 121H105V120ZM109 119V120H108ZM113 119V120H112ZM140 119V118H139ZM143 119V118H142ZM176 119V120H177ZM179 119H180V117H179ZM189 119V118H188ZM193 119V120H194ZM196 119H198V117L196 118ZM195 119V120H196ZM205 117H203V121L205 122ZM207 119H209V118H207ZM49 120V119H48ZM64 120V121H63ZM101 120H103L105 123H108V124H105L104 125V123H103V125H101V124H98L99 123V121L101 122ZM131 120V121H132ZM170 120V119H169ZM195 120H194V122H195ZM221 120V121H220ZM233 120H234V118H233ZM240 120V123L241 122H243L245 119H243V121H241ZM10 120L8 119V121L6 120V122H9ZM15 121V120H14ZM49 121H51V120H49ZM49 121H47L46 122V129H44V130H46V135L47 136H49L53 131H52V128L50 127L49 128V126L51 125L52 126V124H50L49 125ZM81 121H83L82 123H80ZM102 121V122H103ZM138 121V120H137ZM136 121V122H137ZM142 121V120H141ZM144 121V120H143ZM149 121V120H148ZM147 121V122H148ZM177 121H179V120H177ZM202 121V120H201ZM201 122L202 124L204 123V122ZM235 121V120H234ZM237 121H239V120H237ZM252 121L253 120H251V123H252ZM254 121H256L257 122V120H254ZM253 121V123L252 124H255V122ZM259 121V120H258ZM261 121H263V120H261ZM1 122V121H0ZM3 122V121H2ZM5 121H4V123H6ZM111 122V123H110ZM145 122V121H144ZM160 122V121H159ZM170 121H168V123H169ZM185 122V121H184ZM193 121H191V123H194ZM197 122V121H196ZM199 122V121H198ZM231 122H233V121H231ZM250 122V120L249 121H247L246 123L248 124ZM10 123V122H9ZM8 123V124H9ZM134 125H135V122H132ZM137 123H139V122H137ZM143 123V122H142ZM150 123L151 122H149V124L148 125H150ZM162 123V122H161ZM168 123H166L165 122V124H167L168 125ZM174 123V122H173ZM178 123V122H177ZM183 123V122H182ZM234 123V125H232V126H234V130L235 131H237V129H235L236 127H235V122H233ZM237 124H238V126L240 125L239 124V122H236ZM246 123H242L241 125H244V124H246ZM264 123V122H263ZM262 123V124H263ZM15 124V123H14ZM55 124V123H54ZM90 124H91V126H90ZM126 124H128V123H126ZM132 124V125H133ZM152 124V123H151ZM160 124V123H159ZM170 124H171V122L169 123V126H170ZM181 124V123H180ZM188 124H190V122L188 123ZM188 124H187V126H188ZM196 124H198V123H196ZM246 124V125H247ZM0 125H1V123H0ZM68 125V126H67ZM69 125H70V127H69ZM109 125V126H110ZM119 125V126H120ZM130 125V124H129ZM138 125V124H137ZM156 125V124H155ZM161 125V124H160ZM173 125V124H172ZM175 125H177L176 124V121H175ZM184 125H185V123H184ZM241 125L239 126V127H241ZM245 125V126H246ZM248 125H250V124H248ZM247 125V126H248ZM2 126V125H1ZM14 126V125H13ZM91 127V128H93V130H96V128H97V130L98 129H100L101 130V132H100V135L98 134V133H94L93 132V130H91V135L89 134V128L88 127ZM93 126V127H92ZM101 126V127H100ZM118 126V127H119ZM122 126V125H121ZM120 126V127H121ZM127 126V125H126ZM124 127V125H123V128L125 129V128H127V127ZM145 126V125H144ZM153 126V125H152ZM164 126V125H163ZM182 126V125H181ZM187 126H185V127H187ZM192 126H194V125H192ZM200 126V125H199ZM206 126V125H205ZM217 126V127H218ZM232 126H231V124H229V127H231L230 129L232 130ZM237 126V125H236ZM237 126V127H238ZM252 126V125H251ZM251 126H248V127H246V128H248L249 129V127L251 128ZM263 126H264V124H263ZM11 127H12V125H11ZM54 127V126H53ZM57 127H59V126H56L55 128H57ZM117 127V129H121V128H118ZM129 127V126H128ZM131 127V126H130ZM165 127V126H164ZM176 128H177V126H175ZM189 127V126H188ZM191 127V126H190ZM189 127V128H190ZM202 127V126H201ZM1 128V127H0ZM13 128V127H12ZM15 128V127H14ZM54 128V129H55ZM95 128V129H94ZM107 128H110L111 129V131H112V129L113 128H111V126L110 127H107ZM134 128H135V126H134ZM134 128H131V129H134ZM146 128V127H145ZM151 126L149 127V126H147V130H148V133H149V135H148V137L150 136V135H152V132H151ZM153 128L156 130V128L159 130V131H161V132H166L165 130H164V128H163V130H162V126L160 127V129H159V127H158V125H157V127L155 128V126H153ZM182 130H181V129ZM179 129H180V132L182 131L183 132V134H181V135H184V132H186L187 130L185 129V128H182V127H180ZM242 129L241 128V130L243 131V130H245V132H247L248 133V135H246V139H247V136L249 137L247 140H249L250 142H247L248 144L250 143V144H252L251 143V140L253 139V138H251L250 139V137L251 136H253V134H250L251 133V131H252V133L253 132H255V127L252 129H250L251 131H250V133H249V131H248V129ZM53 129V130H54ZM87 131H86V130ZM110 129H109V131H110ZM124 129H121L117 134H119L120 132L122 133V130H124ZM168 129H170V127L168 128ZM168 129H167V132H168ZM172 129V128H171ZM170 129V130H171ZM174 129V128H173ZM179 129H178V131H179ZM183 129H185L184 131H183ZM191 129V128H190ZM193 129H195V128H193ZM222 129H224V131L222 130ZM239 130H240V128H238ZM2 130V129H1ZM56 130V129H55ZM58 130H59V128H58ZM115 130H116V128H115ZM112 131L113 133L114 132H116V131ZM146 130V129H145ZM147 130H146V133H147ZM174 130H176V129H174ZM201 130V128L197 131V129H196V132H194V133H200V132H202V130ZM211 130V129H210ZM238 130V131H239ZM66 131V136L65 135H63L62 134V132L64 133ZM86 131V133H84ZM124 131H128V130H124ZM159 131H158V133H159ZM235 131H233V133L235 132ZM241 131V133H239V134H243V133H245L244 131L242 132ZM50 134H49V133ZM98 132V131H97ZM174 132V131H173ZM206 132L207 133H209L208 132V130H206ZM216 132V131H215ZM60 133V134H59ZM103 133V134H102ZM120 133V135H117V134H114V135H112L111 137H113L114 136V138L112 139L113 140V142H116V141H114V139H115V136H116V138H118L117 140H119V139H122V137L121 136H123V134L125 133H127V132H123V134H121ZM147 133V134H148ZM154 133V132H153ZM156 133L157 132H155V135H156ZM169 133H170V131H169ZM175 133H177V132H175ZM193 133V134H194ZM238 133L237 134H235V136L236 135H238ZM1 134H2V131H1ZM0 134V135H1ZM15 134L16 133H14V136H15ZM53 134H55V133H53ZM101 134H102V137H101ZM163 134L164 133H162L161 134V138H162V136H163ZM171 134H172V132H171ZM202 134H203V132H202ZM206 134V133H205ZM216 134H218V133H216ZM223 134V135H224ZM249 134L251 135V136H249ZM11 135V134H10ZM17 135V134H16ZM56 135V134H55ZM104 135H106V137L104 136ZM128 135V133L126 134V136ZM158 135H160V133L158 134ZM168 135V136H167ZM166 136H165V134H164V136H163V141L161 142V144L160 145H162L161 146V149L162 148H164V149H166V148H168L172 153H174V154H178L177 152H178V150L179 149H181L180 147H182V150L180 151V153L181 152H183L184 151V154L183 155H185L184 157H186V160L190 157V154H189V156H188V153H187V149L190 151V150H192V148H195V147H190V145H188L187 147H185V146H183V143L185 144V142L187 141V143H186V145L188 144V138H187V140H185L184 138H186L187 136H185L184 135V138H181V139H179V137H182V136H180V134H178L179 136H174V142L172 143V146H170V142H169V138L168 137H170V134H167ZM195 135V134H194ZM201 135V134H200ZM3 136V135H2ZM52 136H54V135H52ZM52 136H50V137H52ZM100 136V137H99ZM157 136V135H156ZM155 136V137H156ZM196 136V135H195ZM199 136V135H198ZM231 136V135H230ZM234 135H232V137H233ZM234 136V137H235ZM60 137V139H62ZM120 137V138H119ZM124 137V136H123ZM197 137V136H196ZM223 137H225V136H223ZM233 137V138H234ZM1 138V137H0ZM14 138V137H13ZM54 138V137H53ZM53 138H52V140H53ZM59 138V137H58ZM108 138H110V132H109V136H108ZM151 138V137H150ZM157 138V137H156ZM156 138H155V140H156ZM195 138V137H194ZM201 138H202V136H201ZM217 138V139H216ZM15 139H16V137H15ZM14 139V140H15ZM59 139V140H60ZM65 138H64V140H66ZM73 139V138H72ZM74 139V140H75ZM82 139V138H81ZM80 139V140H81ZM111 139V138H110ZM157 139H159V138H157ZM193 139V138H192ZM223 140H224V138H222ZM222 139H221V141H222ZM13 140V139H12ZM14 140H13V142H14ZM84 141H85V139H83ZM96 140V141H97ZM112 140H110V141H108L107 143H108V145H110V146H113V150H114V145L116 146V148H115V150H117V146H118V143H120L121 141L119 140V142H116L117 143V145H116V143H114L113 145H112ZM116 140V139H115ZM123 140V139H122ZM154 139H152V141H153ZM162 139H160V141H161ZM190 140H191V137H190ZM199 140V139H198ZM198 140H197V143H198ZM246 140V141H247ZM7 141H9L10 143H9V145L12 143V141H10V140H7ZM45 141H48V137H47V140H45ZM44 141V142H45ZM57 141V140H56ZM82 141V140H81ZM80 141V142H81ZM86 141H85V143H86ZM101 141L98 143L99 145H102V143H101ZM151 141V142H152ZM157 141H159V140H157ZM171 141H173V140H171ZM185 141V142H184ZM196 141V140H195ZM195 141L193 140V141H191V146H192V144H193V142L195 143ZM16 142H17V139H16ZM60 142H62V141H59V143ZM63 142H65V141H63ZM63 142L61 143V144H63ZM72 142V141H71ZM89 142H87L88 144V147H89ZM92 142V141H91ZM111 142V143H110ZM181 142H183L182 144H181ZM204 142H205V140H204ZM50 143V142H49ZM68 143V142H67ZM70 143V142H69ZM73 143H75L76 144V147L81 151H84L85 152V154H87V153H90L91 152V150H90V152H87L86 153V151L84 150V149H82V147H83V145H82V147H81V145H79L80 143H78L77 144V142H74L73 141ZM82 143V142H81ZM84 143V142H83ZM82 143V144H83ZM84 143V147H85V144ZM101 143V144H100ZM148 143H150V141L148 142ZM159 143V142H158ZM197 143H196V145H197ZM213 143V142H212ZM221 143H224V142H221ZM14 144V143H13ZM46 144V146L48 145L47 143H45ZM51 144H54V143H51ZM55 144H56V142H55ZM57 144H58V142H57ZM61 144H59V145H61ZM66 144V143H65ZM72 144V143H71ZM94 143H92L91 144V146L93 145ZM153 144H154V142H153ZM201 144H202V142H201ZM201 144H200V140H199V150L198 151H200V152H196L197 153V155L198 154H200L201 153V151L205 154L206 152H204V151H206V150H204L205 148H203V147H205V146H201ZM208 144H209V142H208ZM217 144V143H216ZM7 145H8V143H7ZM41 145H43V148H45L46 150L49 148V147H44V143L43 144H41ZM50 145V144H49ZM48 145V146H49ZM73 145V144H72ZM71 145V146H72ZM86 145V146H87ZM104 145H102L103 147H104ZM120 145V144H119ZM123 145V144H122ZM158 145V144H157ZM159 145V146H160ZM203 145H204V143H203ZM253 145V144H252ZM15 146H17V145H14L13 147H15ZM57 146V145H56ZM64 146V145H63ZM63 146L61 145V147H58V151H60V153L58 154L57 152V150H55V151H57L55 154H58V155H60L61 154V156L63 155L62 153H64L65 152V150L67 151V145H66V148L64 147L63 148ZM73 146H75V145H73ZM94 146H95V148H94ZM94 146H92V149H96L97 150V148H96V144H94ZM106 146V145H105ZM148 146V145H147ZM155 145H153L152 147H154ZM170 146V147H169ZM195 146V145H194ZM198 146V145H197ZM216 146H219V145H215V147ZM222 146V145H221ZM12 147V146H11ZM23 147V146H22ZM25 148H27V146H24ZM23 147V148H24ZM50 147H52V146H50ZM53 147H55V145H53ZM69 147V146H68ZM87 147V148H88ZM100 146H98V148H99ZM137 147V146H136ZM146 147V146H145ZM185 147V148H184ZM189 147H190V149H189ZM200 147H202L201 149H200ZM207 147V146H206ZM212 147H214V144L212 145ZM214 147V148H215ZM258 147V146H257ZM9 148H10V146H9ZM19 149H21V145L18 147ZM75 148V147H74ZM102 148V147H101ZM105 148V147H104ZM103 148V149H104ZM106 148L108 149V148H110L111 149V147H108V146H106ZM120 148H121V146H120ZM120 148H118V151H119V149ZM147 148V147H146ZM150 148V147H149ZM148 148V149H149ZM157 148V147H156ZM184 148V149H183ZM253 148L255 149L256 148V146H253ZM260 148L261 147H259V148H257V149H259V151H258V155H257V157L255 158V160L253 159V161H246L245 163H243V164H245V166H247L248 165V168L250 167L251 169V171H256L255 170V168H260V165H264V147L262 148V150L263 151H261L260 152ZM12 149V148H11ZM15 149H17V148H14V150ZM55 149V148H54ZM53 149V150H54ZM57 149V148H56ZM60 149H62L64 152H62L61 153V150ZM70 149V150H69ZM72 149H73V147H72ZM77 149V150H78ZM85 149H86V147H85ZM111 149V150H112ZM143 149V151H141V152H139V150H142ZM154 149L155 148H151V151L149 150V151H144L145 150V148L143 147V148H141V149H136L135 150V152L134 153H132V156L131 157H129V162H125L126 164H128V167L131 169V171L136 175V180L135 181H130L128 178H123V180H124V184L123 185H125V188L124 189H126V190H123V191H127V189H130V190H132V191H135V190H139V192H138V194L139 193H141V194H143L144 196H141V197H139L140 196V194H139V196L138 195H136V196H134L133 194H128V191H127V193L126 192H124L123 194H122V182H120L119 180H117L118 182H119V184L120 185H113V183H111V185H110V183L107 181V180H110V178L112 179L113 177V175L111 176V174L110 175H108V179L106 180L105 179V176L107 175V173H108V171L110 170V171H112L113 173H114V175H116L118 172H116V168H114V166H113V162L112 163H109V162H111V160L109 159V161L108 160H106L105 162H104V164H106V162L108 161V166H104L103 164V168H102V166L100 167L103 171H102V173H103V177H101V179H99V183H98V181H96L99 185H97L100 189V191H101V195H100V197L102 198V199H100V197L98 198H94V197H92V195H91V193L90 192H86L83 188H84V183L81 181V180H83V179H78V180H80V183H82V186H81V189L83 190V191H85V194H83L82 196H81V193H83V192H78V193H80V195H78V196H80V198H78L77 200H76V202H75V207L78 209V210H80L81 212H88L89 210H95L94 212H96V210L97 211H101V212H109V219L111 218V217H113L116 213H119V212H134V213H136V215L138 216H141V221H140V223L139 224H142V228L139 226V228H141L142 229V231H141V229H139L140 230V232L138 233L139 235H140V233H142L141 234V236L143 237V242H145V244H147L148 242H147V239H146V235H148L149 237H150V240H153V241H158V240H156V238L158 239L159 237L156 235V233H154V226H158L159 225V223H158V219L156 218V217H153L152 216V214H149V216H148V219H145V216H146V212H152L153 211V208L151 207V205H150V200H152V199H154L155 197L156 198H159V197H164L165 199H168V201H169V203H170V207H172L171 209H168V212H171V214H172V212H174V215L172 214L170 217L171 218H173V220H172V222H167V221H165L163 218L161 219V223H160V225H162V227L161 226H158V227H161V229H164V231H166L167 233H170L169 235H170V242H175V243H177V245H179L180 247L181 246H184L185 248L182 250V254H183V257L181 258V256H180V258H181V260H180V258H177L178 259V261L180 260V262H181V264L182 263H186V262H189L188 260H192L193 258L192 257H190V259L188 258V256H187V252H185V250H187V251H189L188 253H190L191 252V255L192 254H194L195 253V255H196V252L199 250V249H201L200 250V252L198 253V254H200V253H202V252H204V257L207 259V260H205V259H200V260H195V264H197V263H201V264H219V260L218 259H216L214 256H213V254H218L217 253V251L218 250H220L221 251V256H222V258H224L226 261H228V263L229 262H231V259H232V257L229 255V249H227L226 250V252L225 253H222V250H223V246L222 247H220L219 245H217L216 244V242H215V246L213 247V251L211 252V253H209V251H211V250H209L210 248H212V246L210 247V248H207L208 246H206V248H204V249H202V248H198V246L195 248V247H193V246H188V244H186V239H190L189 238V235H191L189 232H195L196 234H198V233H202V234H204V231L202 230V228H201V224L202 223H205L206 224V226L207 227H209L208 225H210L211 226V224L212 223H215V219H213V220H210L209 221V219L206 217L207 216V212H215L216 211V209H218L219 208V206L217 205V206H215L214 207V210H207L206 208H205V206H200L199 207V205H197L196 206V204L195 205H191V206H188L189 204H183L184 202L182 201V199L183 200H185V196H184V194H182V192H183V190H182V186L187 182V181H185V174L184 173H179L180 175H177L175 172H174V170L172 169V167L173 166H171V162L169 161L170 159H171V157H168V155L169 154H167V157L169 158V160L167 161V162H165V163H163L164 164V166H162V165H160V164H158L157 165V163L155 162L156 160V158H157V162H160V160H161V157H162V155H161V153H159L160 151L162 152V150L163 151H165L164 149H156V150H158V152H156V151H154ZM207 149H208V147H207ZM31 149H29V152H31L32 153V151H30ZM68 150H69V152L71 151V147L70 148H68ZM101 150V149H100ZM105 150V149H104ZM104 150H101V151H104ZM114 150V152H111V154L112 153H117L116 151ZM121 150V149H120ZM133 150V149H132ZM218 151L217 152H219V150H220V154H219V156L221 155V157L223 156V153L221 154V150H222V148L221 149H219V147H218V149H217ZM18 151V150H17ZM54 151V152H55ZM73 151H76V148L74 149V150H72V152ZM81 151V152H82ZM87 151H88V149H87ZM93 151H95V150H93ZM108 152H109V150H107ZM212 151H215V150H212ZM211 151V152H212ZM255 151H257V150H255ZM52 151H50V153H51ZM53 152V153H54ZM68 152V151H67ZM96 152V151H95ZM94 152V153H95ZM105 152V151H104ZM158 153V154H156V153ZM166 152V151H165ZM167 152H169V151H167ZM166 152V153H167ZM171 152H169V153H171ZM207 152H208V150H207ZM211 152H209V153H211ZM46 153H49L48 152V150H47V152ZM74 153V152H73ZM76 153V152H75ZM83 153V152H82ZM106 153V152H105ZM123 154H125V152H122ZM121 152H120V154H122ZM131 153V152H130ZM171 153V154H172ZM192 153H194V152H192ZM233 153V152H232ZM257 153V152H256ZM22 154V158H19L18 156L20 155V153L19 152H15L14 153V155L12 156V158L10 157V159H11V161L10 162H12V163H9V167L12 169V171H13V169L14 168H12L11 166L15 163L16 164V162H18V161H20V160H25L23 157L24 156H29L28 155V153L25 155H23V153H21ZM65 154V153H64ZM80 154V153H79ZM85 154H84V156L82 157V158H84L85 157ZM104 154V153H103ZM107 154V153H106ZM111 154H110V158H112L111 157ZM163 154V153H162ZM174 154H173V156H174ZM212 154V156L214 157V155L216 156V154H213V153H211ZM31 155V154H30ZM50 156H51V154H49ZM49 155H47L48 156V158H50L49 157ZM57 155V156H58ZM87 155H89V154H87ZM92 155H93V153H92ZM95 155V154H94ZM113 155H115V154H112V156ZM179 155H181V154H178V156ZM26 156V157H27ZM53 156H55V155H52V157ZM67 156V155H66ZM68 156H70V157H72L71 156V154L69 155V153H68ZM76 156H78V155H74V157H76ZM98 156H99V154H98ZM169 156H171V155H169ZM199 156V155H198ZM202 153H201V155L199 156L200 158H202V157H204V160L202 161V162H204L203 163V165L205 164V161L208 159H206L205 160V156H207L208 157V155H204V156H202ZM212 156H210V158L212 157ZM31 157V156H30ZM30 157H27V160H28V158H30ZM51 157V158H52ZM63 157V156H62ZM89 158L91 157L90 155L88 156ZM94 156H92V160L91 161H93V158ZM96 157V156H95ZM100 157V156H99ZM97 158L98 160L100 159V158ZM103 157H104V155H103ZM164 157H166V156H164ZM192 157H194L193 155H192ZM1 158V157H0ZM47 158V157H46ZM57 158V157H56ZM64 159H65V157H63ZM67 158V157H66ZM73 158V157H72ZM79 158L82 160V158H81V155H79ZM88 158V159H89ZM174 158V157H173ZM180 158H181V156H180ZM196 158V157H195ZM195 158L193 159L192 158V160H195ZM200 158H198V159H200ZM223 158H226V156L224 155L223 156ZM55 159V158H54ZM59 160H60V158H58ZM57 159V160H58ZM62 159V158H61ZM64 159H62L61 161L62 162H64ZM71 159V158H70ZM75 158H73V160H74ZM102 159V158H101ZM113 159H116V158H114V156H113ZM112 159V160H113ZM167 159V158H166ZM185 159V158H184ZM191 159V158H190ZM189 159V161L190 162H188V164H189V168H190V165H191V169H192V171H193V168H192V162H191V160ZM197 159V163H199V164H202V163H200L199 161L200 160H198ZM203 159V158H202ZM220 159V158H219ZM222 159V158H221ZM227 159L229 160V157H227ZM49 160V159H48ZM57 160H55V161H57ZM66 160V159H65ZM72 159H71V161H73ZM76 160V159H75ZM85 160H87V158L85 159ZM85 160H83V162H85ZM103 160H105V159H103ZM163 160H165L164 158H163ZM180 160V159H179ZM182 160H183V158H182ZM216 160H218V157L216 158ZM232 160V159H231ZM51 161H53V160H51ZM60 161V162H61ZM88 161V160H87ZM90 161V160H89ZM118 161V160H117ZM121 161V160H120ZM119 161V162H120ZM172 161H174V160H172ZM215 161V160H214ZM213 161V163H215ZM221 161V160H220ZM1 162V161H0ZM3 162H5V161H3ZM48 162H50V161H48ZM60 162L58 163V161L56 162V164L58 163V164H60ZM68 162V161H67ZM70 162V161H69ZM82 162V161H81ZM93 162H95V161H93ZM101 162H102V160H101ZM121 162H123V161H121ZM175 162H177V158H176V160H175ZM179 162V161H178ZM183 162V161H182ZM194 162V161H193ZM206 162H210V160L208 161H206ZM226 162H228V161H226ZM231 161L229 160V162H228V166H229V163H230ZM233 162V161H232ZM46 163H47V161H46ZM65 163V162H64ZM73 163V162H72ZM88 163H90V162H88ZM115 163V162H114ZM124 163V164H125ZM179 163H181V162H179ZM179 163H177V164H179ZM183 163H185V161L183 162ZM196 163V164H197ZM211 163V162H210ZM210 163H208V164H210ZM3 164V163H2ZM14 164V165H15ZM48 164V163H47ZM47 164H46V166H47ZM50 164H54V161H53V163H51L50 162ZM63 164V163H62ZM68 163H66V165H67ZM86 164V163H85ZM92 164V163H91ZM90 164V165H91ZM116 164V163H115ZM119 164V163H118ZM175 164V163H174ZM195 163H193V165H194ZM231 165V169H233V172L235 171V169H236V166H234V168H232V163H230ZM1 165V164H0ZM14 165H13V167H14ZM65 165V164H64ZM72 165V164H71ZM80 165V164H79ZM78 165V166H79ZM83 165V164H82ZM86 165H88V164H86ZM93 165V164H92ZM107 165V164H106ZM120 165V164H119ZM140 165V166H139ZM182 165V164H181ZM198 165V164H197ZM197 165H195V166H197ZM212 165H216V163L215 164H212ZM58 166V165H57ZM56 166V167H57ZM73 166V165H72ZM72 166H71V168H72ZM77 166V167H78ZM81 166V165H80ZM94 166H95V163H94ZM121 166H122V163H121ZM177 167L178 166H180V165H176ZM175 166V167H176ZM183 167H184V165H182ZM181 166V167H182ZM195 166H193V167H195ZM198 166H200V165H198ZM217 166V165H216ZM216 166H215V168H216ZM1 167V166H0ZM53 167V166H52ZM51 167V168H52ZM60 167H61V165H60ZM65 167V166H64ZM82 167H86V166H81L80 168L81 169H83ZM90 167V166H89ZM127 167V168H128ZM156 167H159V170H156ZM162 167V168H161ZM205 167V166H204ZM47 168H49L50 169V166H49V164H48V166H47ZM66 169H64V170H66V173L65 174H67V171L69 170H67V167H65ZM70 168V169H71ZM74 168H76L75 166H74ZM72 169V171H74L75 169ZM87 168V167H86ZM125 168V167H124ZM123 168V166H122V170L124 169ZM126 168V169H127ZM174 168V167H173ZM202 168H203V166H202ZM209 168V167H208ZM218 168V167H217ZM259 168H258V170H259ZM2 169V168H1ZM1 169H0V173H1ZM15 169H16V165H15ZM15 169H14V171H13V173L15 172V173H17L16 171H15ZM48 169V170H49ZM54 169V168H53ZM57 169H59V168H57ZM78 169H79V167H78ZM89 169V168H88ZM88 169H86V170H88ZM92 169H94V167L93 168H91V170H90V174H91V171H92ZM121 169V168H120ZM158 169V168H157ZM185 169V168H184ZM183 169V170H184ZM186 169H187V167H186ZM199 169H201V167H199ZM198 169V171H200ZM252 169H254V170H252ZM6 170L8 171V168L6 167ZM55 170V169H54ZM85 170V171H86ZM100 170V169H99ZM177 170V169H176ZM182 170V169H181ZM182 170V171H183ZM196 169H194V171H195ZM205 170L206 169H204V172H205ZM237 170V169H236ZM238 170H239V168H238ZM238 170H237V172H238ZM258 170H257V172H258ZM12 171H11V173H12ZM51 171H52V169H50V173H51ZM56 171V170H55ZM58 171L59 170H57V173L56 174H58ZM70 171V170H69ZM71 171V172H72ZM75 171H79V172H82V170H75ZM84 171V170H83ZM89 171V170H88ZM128 171V170H127ZM126 171V172H127ZM185 171V170H184ZM183 171V172H184ZM197 171V170H196ZM208 171V170H207ZM232 171V170H231ZM241 171H242V169H241ZM247 171V170H246ZM70 172V173H71ZM87 172V171H86ZM107 172V173H106ZM132 172L130 173L131 175H132ZM203 172V171H202ZM203 172V173H204ZM14 173V174H15ZM20 173V172H19ZM62 173H63V171H62ZM61 173V174H62ZM74 175L76 174L75 172H72ZM69 174V172H68V175H67V179L68 180H71V181H75V176L73 175V174ZM83 173V172H82ZM82 173H80L79 175H81ZM98 173V172H97ZM100 173H101V170L99 171V173H98V175H100ZM101 173V174H102ZM122 173V172H121ZM178 173V172H177ZM189 173H190V171H189ZM235 174H236V172H234ZM233 173V174H234ZM248 173H249V171H248ZM254 173V172H253ZM253 173H250V175L251 176H249V177H252V176H254V174H256V172L253 174ZM2 174V173H1ZM46 174H48L49 175V172H46ZM55 174V176H57ZM61 174H59L60 176H63V178L65 177L66 178V175L64 174V175H61ZM88 174H89V172H88ZM128 174V173H127ZM126 174V175H127ZM129 174V175H130ZM133 174V175H134ZM186 174H188V173H186ZM196 174V173H195ZM198 174H200L199 172H198ZM207 174H209V173H207ZM231 174V173H230ZM232 174V175H233ZM234 174V175H235ZM239 173H237L236 175H238ZM264 174V173H263ZM18 175H20V174H18ZM78 175V176H79ZM83 175H84V180H85V174L83 173ZM82 175V176H83ZM125 175V174H124ZM192 175V174H191ZM201 175H204V174H202L201 173ZM233 175V176H234ZM236 175L234 176V178L236 177ZM257 175V174H256ZM49 176H51V175H49ZM78 176H76V177H78ZM81 176V177H82ZM101 176V175H100ZM99 176V177H100ZM109 176H111L110 178H109ZM187 176V175H186ZM189 176H190V174H189ZM194 176H196V175H194ZM200 176V175H199ZM207 176H209V175H207ZM229 176V175H228ZM232 176V177H233ZM260 176V175H259ZM2 177H3V174H2ZM10 177H13V176H10ZM16 177H17V175H16ZM80 177V178H81ZM93 177V176H92ZM96 176H94L92 179H94ZM98 177V176H97ZM126 177V176H125ZM188 177V176H187ZM186 177V180L188 179ZM203 177V176H202ZM202 177H200V178H202ZM206 177V176H205ZM230 177V176H229ZM228 177V178H229ZM240 177V176H239ZM5 178V177H4ZM7 178V177H6ZM5 178V179H6ZM48 179L50 178V177H47ZM79 178V177H78ZM114 178H119V177H114ZM197 178V177H196ZM199 178V181H201V179ZM226 178V177H225ZM258 178V177H257ZM1 179V178H0ZM12 179V178H11ZM48 179L46 180V182H48ZM66 179V180H67ZM204 179V178H203ZM202 179V180H203ZM238 179V178H237ZM236 178H235V181L237 180ZM245 179H247L246 181L248 182V178H245ZM253 179H255V178H253ZM7 180V179H6ZM8 180H9V178H8ZM78 180H77V182H78ZM87 180V179H86ZM91 180V179H90ZM113 180H115V179H113ZM192 180V179H191ZM196 180V179H195ZM195 180H194V182H195ZM198 180V179H197ZM204 180H206L205 181V183L206 182H208L207 180H208V178L207 179H204ZM230 180H231V178H230ZM230 180H227V181H229L230 182ZM234 180V179H233ZM232 180V181H233ZM240 180V179H239ZM258 180V179H257ZM51 184H52V186H53V190H55L56 189V187L58 186V182H59V179H58V176L57 177H51ZM62 181H63V179H62ZM89 181V180H88ZM190 181V180H189ZM198 181V182H199ZM234 181V182H235ZM7 182V181H6ZM9 182V181H8ZM8 182L6 183V184H8ZM67 182V181H66ZM66 182H64V183H66ZM69 182V181H68ZM87 182V181H86ZM92 182H93V180H92ZM112 182V181H111ZM191 182V181H190ZM189 182V183H190ZM228 182V183H229ZM233 182V183H234ZM242 182V181H241ZM243 182H245V181H243ZM252 181H251V179H250V182H248V183H251ZM2 183H3V181H2ZM64 183H61L60 182V184H64ZM96 183V184H97ZM201 184H202V182H200ZM214 183H215V185L214 186H216V184H217V186H218V182H217V180H215L214 181ZM231 183V182H230ZM237 183H238V181H237ZM4 184V183H3ZM48 184V183H47ZM50 184V183H49ZM79 184V183H78ZM194 184V183H193ZM192 184V185H193ZM26 185H28V184H25V186ZM231 185V184H230ZM244 185V184H243ZM49 187H48V189L50 188V185H48ZM201 186L202 185H199L198 187L199 188H201ZM206 186H207V188L209 187V185H207V183H206ZM28 187V186H27ZM67 187V186H66ZM98 187H97V189H98ZM191 187V186H190ZM227 187V186H226ZM2 187H0V189H1ZM6 188V187H5ZM79 188V187H78ZM184 188H185V186H184ZM191 188H193V187H191ZM228 189H229V191L230 190H232L231 192H235L236 193V190H237V188H238V184H236L235 183V185L233 184V186L231 187L230 186V188L229 187H227ZM28 189V188H27ZM47 189V190H48ZM61 189V188H60ZM67 189H69L68 187L65 189V188H63V190L65 191V190H67ZM215 189V188H214ZM221 189V188H220ZM224 189V188H223ZM223 189L221 190L222 192H223ZM227 189V190H228ZM46 190V191H47ZM57 190V189H56ZM58 190H59V187H58ZM70 190V189H69ZM193 190V189H192ZM210 190H212V189H210ZM218 191H219V189H217ZM239 190V189H238ZM240 190H242V188H240ZM239 190V191H240ZM50 191V190H49ZM60 191V190H59ZM59 191H58V193H59ZM68 191V190H67ZM71 191V190H70ZM80 191V190H79ZM224 191H225V189H224ZM263 191V190H262ZM2 192V191H1ZM52 192V191H51ZM69 192V191H68ZM209 192V191H208ZM216 192V191H215ZM215 192L213 193V197L215 198L216 196H214V194H215ZM221 192V193H222ZM264 192V191H263ZM56 193V192H55ZM67 193V192H66ZM220 192H217V194H219ZM224 193V192H223ZM228 193V192H227ZM128 194V195H127ZM137 194V193H136ZM189 194V193H188ZM188 194H187V196H188ZM203 194V193H202ZM208 194V193H207ZM206 194V195H207ZM225 194V193H224ZM223 194V195H224ZM228 194H231V193H228ZM263 194V193H262ZM46 195H49L48 193L46 194ZM53 195V194H52ZM186 195V194H185ZM234 195V194H233ZM232 195V196H233ZM264 195V194H263ZM54 196V195H53ZM56 196H58L59 197V194H57ZM72 196V195H71ZM75 196V194H73V197ZM210 196H211V194H210ZM219 196L221 197L222 195L221 194H219ZM225 196V195H224ZM232 196H227V194H226V198L227 199H229L230 197H232ZM65 197V196H64ZM208 197V196H207ZM213 197H211V198H213ZM52 198V197H51ZM55 198V197H54ZM76 198H77V196H76ZM75 198V199H76ZM202 198H204V197H202ZM202 198H201V201H203L202 200ZM213 198V199H214ZM222 198V197H221ZM58 199V198H57ZM66 199V198H65ZM205 199H207V198H205ZM52 200V199H51ZM54 200L55 199H53V202H54ZM64 200V199H63ZM70 200V199H69ZM72 200H74V198L72 199ZM101 200H103V201H101ZM177 200H180V202H178ZM217 200V199H216ZM186 201V200H185ZM215 201V200H214ZM219 201V200H218ZM217 201V202H218ZM66 202V201H65ZM73 202V201H72ZM72 202H70V203H72ZM187 202V201H186ZM185 202V203H186ZM206 202H207V200H206ZM222 202H224L223 200H222ZM60 203V202H59ZM74 203V202H73ZM187 203H189V202H187ZM196 203V202H195ZM200 203V202H199ZM241 203V202H240ZM54 204V203H53ZM58 204V203H57ZM68 204V203H67ZM66 204V205H67ZM191 204H194V202H191ZM217 204V203H216ZM237 204L238 203H236V204H233V207H234V212H236L237 211ZM247 204H248V202H247ZM59 205V204H58ZM60 205H62V204H60ZM65 205V204H64ZM63 205V206H64ZM187 205V206H186ZM205 205V204H204ZM211 205V204H210ZM220 205H221V202H220ZM243 206H246V204L244 203V204H242ZM242 205H240L239 204V206H242ZM55 206V205H54ZM62 206V207H63ZM70 206V205H69ZM223 206V205H222ZM242 206V207H243ZM48 208H49V206H47ZM53 207V206H52ZM51 207V208H52ZM67 207V206H66ZM72 207V206H71ZM70 207V208H71ZM74 206H73V208H75ZM247 207L248 208H250L249 207V205H247ZM246 207V208H247ZM55 208V207H54ZM53 208V209H54ZM59 207H57V209H58ZM61 208V207H60ZM65 208V206L62 208V209H64ZM68 208V207H67ZM67 208H66V210H67ZM69 208V209H70ZM208 208V207H207ZM52 209V210H53ZM61 209V210H62ZM72 209V208H71ZM50 211H51V209H49ZM48 210V212H50ZM59 210V209H58ZM170 210V211H169ZM243 210H245V212H246V209L245 208H243ZM39 211H40V209H39ZM46 211H47V208H46ZM56 211V210H55ZM75 211H77V210H75ZM79 211V212H80ZM238 211H239V209H238ZM247 211H248V209H247ZM91 212V211H90ZM175 212H179V213H175ZM180 212H184L183 214H180ZM241 212H243V211H241ZM54 214H55V212H53ZM52 213V214H53ZM48 214H51V213H48ZM53 214V215H54ZM216 213H214V215H215ZM59 215V214H58ZM51 216V215H50ZM213 216V215H212ZM48 217V216H47ZM61 217V216H60ZM169 217V216H168ZM51 218L52 217H50V220H51ZM84 218V217H83ZM44 219H45V217H44ZM60 219V218H59ZM114 219V218H113ZM233 219V218H232ZM47 220V219H46ZM50 220H48L47 222H50ZM52 220H53V218H52ZM138 220V219H137ZM45 221V220H44ZM112 221V220H111ZM170 221V220H169ZM46 222V221H45ZM54 222H55V220H54ZM64 222V221H63ZM136 223H137V221H136ZM228 223H229V226H231V227H234L235 225H236V223H237V220H231V218H230V220L228 221ZM46 224H48V225H50L49 223H46ZM51 224H52V222H51ZM54 224V223H53ZM52 224V225H53ZM44 225V224H43ZM51 225V226H52ZM58 226H60L59 224H57ZM138 225V224H137ZM45 226V225H44ZM54 226V225H53ZM79 226V225H78ZM78 226H77V228H78ZM110 226V225H109ZM45 227H47V226H45ZM50 227V226H49ZM84 227V226H83ZM109 228V227H108ZM177 228H178V231L180 230V232H182V233H184V234H186L184 237H186V239L184 240V241H182V239H184V237L180 240L178 237H177V235H178V233H175L176 232V230H177ZM205 228L206 227H204V230H205ZM51 229V228H50ZM45 230V229H44ZM47 230H48V227H47ZM107 230V229H106ZM109 230V229H108ZM138 230V229H137ZM135 231H136V229H135ZM135 231H133L134 233H135ZM208 231V230H207ZM212 231V230H211ZM72 231H70L68 234H70ZM109 232V231H108ZM107 232V233H108ZM136 232H138V231H136ZM206 232V231H205ZM64 233H67V232H64ZM75 233H77V231H75ZM92 233V232H91ZM94 233V232H93ZM103 233V232H102ZM165 233V232H164ZM181 233V234H182ZM189 233V234H188ZM212 233V232H211ZM67 234V235H68ZM73 234V233H72ZM71 234V235H72ZM87 234V233H86ZM90 234V233H89ZM88 234V235H89ZM128 234H131V232L130 233H128ZM137 234V233H136ZM135 234V238H136V235ZM161 234H163L162 232H161ZM196 234H194V235H196ZM207 234V233H206ZM214 234L215 233H213V238H214ZM75 235H77V234H74V237H75ZM80 235V234H79ZM84 235V234H83ZM88 235H86V236H88ZM95 235H97L96 233H95ZM98 235H100V236H98ZM97 236L98 237H101L102 235L101 234H98ZM108 235H110L109 233H108ZM154 235L155 236H157V237H154ZM183 235V234H182ZM210 235V234H209ZM81 236V235H80ZM80 236H78V237H80ZM91 236H94V234L93 235H91ZM90 236V237H91ZM115 236V235H114ZM114 236H103L104 238H102L101 237V239H109V241L108 240H104V242L102 243V242H100V238L98 239V241H99V244L100 243H102V245L104 246L103 248L104 249H101L100 247H102V245L100 246L98 243V245L96 244V242H98V241H96L95 242V245H92V244H89L90 242L86 239V241L85 242H83L82 244L84 245V246H82L81 247V243L80 242H82V240L80 241H78V242H76V243H74V241H77V240H72L73 241V243H72V245L70 246V247H68L67 248V250L69 249V248H71V250L68 252V251H66V252H68L66 255L67 256H69L70 258H68V260L69 259H71L72 258V261L74 260V258H75V256L77 257V255H75V254H81L80 255V257L78 256V258H81V256L83 255V256H87V258L89 259V264H118V257H119V255L117 254V247L119 246L118 245V243L116 242V239H113L114 238ZM130 235H128V237H129ZM164 236V235H163ZM211 236V237H212ZM70 237H72V236H70ZM89 237V236H88ZM106 237V238H105ZM121 237V236H120ZM119 237V238H120ZM140 237V236H139ZM161 237H162V235H161ZM188 237V238H187ZM192 237V236H191ZM195 237V236H194ZM68 238V237H67ZM91 238H93V237H91ZM95 238V237H94ZM115 238H117V235H116V237ZM119 238H118V240H119ZM133 238H134V234H133ZM141 238V237H140ZM165 238V237H164ZM167 238V237H166ZM201 238H203V236L201 237ZM252 238H254V237H252ZM142 239V238H141ZM194 239V238H193ZM200 239V238H199ZM207 239V238H206ZM251 239V238H250ZM68 240V239H67ZM85 240V239H84ZM117 240V241H118ZM135 240H139V239H135ZM196 240H198L197 239V237L195 238V242H196ZM202 240V239H201ZM205 240V239H204ZM209 240H210V237H209ZM208 240V241H209ZM19 241L20 240H18V243H19ZM88 241V242H87ZM101 241H103V240H101ZM140 241V240H139ZM138 241V242H139ZM213 241H214V239H213ZM257 241H259V240H257ZM105 242L106 243H109L108 245L107 244H105ZM137 242V241H136ZM133 239H131V238H129L128 239V241H127V244H134V243H136ZM211 242H212V240H211ZM261 242V241H260ZM259 242V243H260ZM16 243H17V241H16ZM70 243V242H69ZM93 243V242H92ZM157 243H159L160 244V246L163 248L164 246H166L165 245V242H164V239H161L160 241H158ZM171 243V244H172ZM197 243V242H196ZM203 243H204V241H203ZM68 244V243H67ZM71 244V243H70ZM211 244H213V242L211 243ZM250 244L251 243H248V244H245L244 245V249H246V251L248 250L249 251V246H250ZM196 245H200V243L199 244H196ZM203 244L201 243V246H202ZM204 245H208V244H204ZM214 245V244H213ZM263 244H261V246H262ZM67 246H69V245H67ZM96 246V247H95ZM97 246H98V248H97ZM109 246H111L113 249H112V251H107V249L108 248H111V247H109ZM170 246V245H169ZM168 246V247H169ZM173 246V245H172ZM175 246V245H174ZM179 246H177V247H179ZM260 246V247H261ZM121 252H123V253H125V255H127V251H130L129 249H128V247H127V245H121ZM96 248L98 249V251H97V253H95V251H96ZM165 248H167V247H165ZM197 248H198V250H197ZM66 249V248H65ZM64 249V250H65ZM207 250H209L208 251V253L206 252ZM252 249H250V251H251ZM262 250V249H261ZM170 251V250H169ZM168 251V252H169ZM78 252V253H77ZM234 252H235V250H234ZM263 252V251H262ZM46 254H47V252H45ZM63 253H64V251H63ZM170 253H171V251H170ZM264 253V252H263ZM263 253H261L262 254V256L264 255ZM42 254V253H41ZM186 254V255H185ZM197 254V255H198ZM189 255V254H188ZM190 255V256H191ZM82 256V257H83ZM252 256V255H251ZM259 256V255H258ZM40 257V256H39ZM264 257V256H263ZM262 257V259L264 260V258ZM26 258H28V257H26ZM35 258H37V257H35ZM41 258V257H40ZM78 258H76L75 260H77ZM85 258V257H84ZM203 258V257H202ZM252 258L253 257H251L250 259L252 260ZM261 258V257H260ZM29 259H31V258H29ZM39 259V258H38ZM37 259V260H38ZM82 259V258H81ZM24 260H26V259H24ZM85 260H86V258H85ZM248 260V259H247ZM259 261H260V259H258ZM27 261V260H26ZM33 261H35V260H33ZM39 261V260H38ZM37 261V262H38ZM67 261V260H66ZM88 261V260H87ZM123 261H125V262H127V260L126 259H124ZM31 262V261H30ZM69 262V264H70V262H71V260L70 261H68ZM191 262V261H190ZM189 262V263H190ZM192 262H193V260H192ZM244 262V261H243ZM242 262V263H243ZM246 263H250V262H252V261H250V262H247V261H245ZM263 262V261H262ZM27 263H29V261H27V262H25V264H27ZM32 263V262H31ZM30 263V264H31ZM38 263H41V262H38ZM63 263V262H62ZM72 263H74V262H72ZM71 263V264H72ZM176 263V262H175ZM242 263H238V260H236V261H234V264H242ZM87 264H88V262H87ZM191 264V263H190Z\"/></svg>",
	"mask_w": 264,
	"mask_h": 264
}]
</instances>
